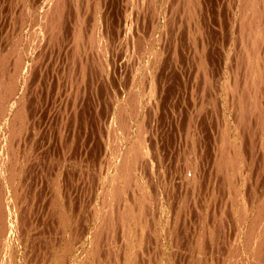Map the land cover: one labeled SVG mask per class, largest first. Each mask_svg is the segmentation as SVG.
<instances>
[{"label": "rangeland", "instance_id": "374dc122", "mask_svg": "<svg viewBox=\"0 0 264 264\" xmlns=\"http://www.w3.org/2000/svg\"><path fill=\"white\" fill-rule=\"evenodd\" d=\"M42 1L43 0H17V1L16 0H0V65H1L0 74L2 73L0 75V80H2L0 87L2 86V82H3V87L5 88L10 83V80L11 81L15 80L14 78L17 79L16 85L14 87L16 88L15 89L16 92H14L15 94L13 95L11 100L9 99L8 101V98H7L8 97L7 94L10 95L9 91L8 93L7 90H4V88L2 87L3 92L5 93V96H7L6 98L4 96V93L0 92V95L2 94L0 96V116H1L0 125L2 124L0 126V132L2 131L0 135H2L5 132L2 135V138L0 136V152L5 153V154L7 152H10L8 154V157H9L8 163L5 162L2 158H0L2 159L0 160L1 161L0 174L2 171V175H3V176L0 175V179L2 181V182L0 181V186L3 187V188H0V190H3L2 191L3 194H5V191H6V194H7V195L6 194L4 195V199H3L4 200L3 203L4 204L6 203L5 207L7 208L9 207V205H12L9 207V209L7 208L8 211L5 208L6 214L10 213L9 214L10 219L8 218V221L12 225V228L10 229L9 235H8L9 232H5L6 234L5 236L4 235L2 236L0 234L1 235L0 237H2V239L0 238V249H2L0 250V253L3 252L2 254H0V256L2 257V258L0 257V261H1L0 264H7V263L8 264L10 263L12 264H94V261H95V264H125V262L126 264H139V263L140 264L142 263L143 264H195L196 263L195 260L197 261L196 264H202V260H203V264H218V257H220V259L222 258L221 260H219L220 262L219 264H222V263L223 264H227V263L237 264L238 262L239 264H251V263L255 264V262L256 264H259V263L264 264V252L262 253L263 255L262 254L258 255L257 252L255 253V251H253L255 250L254 246H256V243H258L259 237L260 239L261 237L264 238V212H263L264 203H262V200L264 199V190L263 189L261 190V193H260L261 195L256 194V192L259 193L260 189L264 187V185L262 184L264 182V163H263L264 162V149H263L264 148V145H263L264 144V121L261 122V118L264 120V117H263L264 116V110H263L264 103H261V101L264 102V97H263L264 95V29H263L264 28V3L260 1L261 2L260 6L257 8L258 12L260 13L259 14L258 12L251 13V10H252L251 6H253L252 3H254V1L256 2L257 0H254V1L246 0L247 4H245V0L244 1L243 0H196V1H192V0H162V1L153 0V2L152 0H141L142 2L138 0L139 3H135V2H138L137 0H131V1L130 0H62L64 1V3L63 2L61 3V0H60L59 4L61 5L64 4L63 6L57 7L55 6V4L54 5L52 4L53 6H51V8L56 7L55 12L52 10L51 17L53 16L57 19V15H59L57 14L58 12L60 13L59 16L62 15L60 19L59 18L57 19V22H56L55 18L52 17L53 18L52 19L51 17L49 18L47 16V15H50L49 13L45 15L47 12L51 11L49 10V5H48L50 0H46V2H44L45 1L44 0L43 1L44 4L42 3ZM150 1L153 5L150 4ZM250 1H251V4H250ZM242 2L244 3L242 4ZM262 3L263 5H261ZM45 4H47V6ZM244 5L246 7H243ZM148 6H151V7H148ZM46 7H47V10H46ZM260 8L262 9L260 10ZM43 9H45L46 11ZM60 10H62V14ZM136 10H137V13H136ZM143 10L145 11L149 10V11L145 12ZM248 11H249L250 17H252V20H250L249 15H248L249 19H247L248 18L247 15H246L247 18L243 16L245 14H248ZM37 14L41 18L45 16L43 18L44 21L41 18H38L39 16ZM40 14H42V16ZM254 14L258 15L259 17ZM134 15L137 18L134 17ZM243 17L245 19H243ZM46 18H48L49 20L48 19L46 20ZM259 18L261 19L259 20ZM19 19L22 21V23ZM40 19L44 22V23L41 22L42 24H44V25H41L43 26L42 28L39 26L41 24ZM248 20L256 24V27H254L255 29L258 26L256 30H253L254 32L248 31L247 29L245 30L246 31L245 32L244 28H242L243 27L242 24L247 25ZM240 21L242 24L240 23ZM26 22H28V25L26 24ZM259 22H261L262 24ZM47 23H49L48 24L49 26L47 25ZM92 23L94 25H92ZM54 24L56 25L54 26ZM57 24H60L58 25L59 28ZM36 25L39 29L36 27ZM15 26L18 28L16 29ZM45 26L46 27L48 26L47 29H45ZM50 26L51 28L53 27L51 31H50ZM56 27L58 30L56 29ZM152 27H154L155 29ZM14 28L16 30V33L14 31ZM92 28L93 29L95 28V30L93 31ZM30 29H32L33 33L31 32ZM33 29H35L37 32L34 31ZM261 29L263 30H262V33L260 34ZM48 30L50 31L49 33H48ZM90 30L92 31L90 32ZM28 32L32 34L30 35V37L34 38L35 40L27 36V34L28 35L30 34ZM44 32L49 35V38L47 35L45 36ZM81 32H83L84 34H82ZM33 34H34V37H33ZM154 34H155V38H154ZM247 34L248 35L250 34L249 37ZM7 36L10 37V39ZM38 36L40 37L38 38ZM97 36L99 37V40L101 41V43H103V46H105V47L102 46L101 51L99 52L96 50V46L92 42L93 38L94 37L96 38ZM20 37L21 39L25 37L23 39L24 42L21 41ZM28 37H29V40H28ZM6 38H8V40ZM18 38L20 39L19 42H18ZM78 38H80L81 40L79 39L78 41ZM87 39H88V42H87ZM15 40L17 43H15ZM31 40H34L35 42L37 41V43H35L34 41L33 43ZM145 40L147 41V43H145ZM247 40L249 41L250 44H248ZM28 41L31 43H29ZM154 41H156L157 43ZM13 42L15 43L14 45H13ZM109 42H110V45H109ZM106 43L108 44L106 45ZM150 43H152V45H150ZM16 44H17L16 46L17 48L15 47ZM6 45L8 48L6 47ZM26 45H29V46H26ZM89 45L91 46L89 47ZM11 46H14L16 49L14 47L13 48L17 51H15ZM139 47L140 48L142 47V48L140 49ZM156 47L159 49L157 50ZM103 48L105 51L103 50ZM250 48H251V53L249 52ZM10 49L11 50L13 49V50L11 51ZM18 49L20 51V59L21 60L23 59L21 63L19 61L20 59L18 60L19 58ZM27 49L29 51V54H28V51H26ZM145 49L147 50L145 51ZM152 49H154L155 52ZM159 50H160V53H159ZM22 51L23 53H21ZM102 51H103V54H102ZM143 52L145 55L143 54ZM148 53L150 54L148 55ZM241 53L243 54L247 53V55L242 56ZM257 53H259L260 56H262V60H263V62L262 61L259 62V64L261 63L260 66L258 62L256 61ZM237 57L239 58V63L237 61L238 60ZM244 58L245 60L243 61ZM148 60L150 62H148ZM154 61L156 62L154 63ZM243 62H244V64H242L243 68L240 69L241 63ZM4 63L6 64L4 65ZM102 63L105 64L104 67ZM148 63H149V66H151L149 68L146 65ZM236 63H237V66L240 65L239 68L235 66ZM247 64H250V65H247ZM10 66H11V69L14 71L11 72ZM23 66L25 67L24 69H23ZM246 66L248 67L247 69H246ZM14 67H16L15 68L16 70L14 69ZM19 67L21 69H19ZM251 67L253 69L250 72L249 69H251ZM146 68H148L149 71ZM1 69H4V70H1ZM22 69H23V73H22ZM201 69L202 71H200ZM232 69H234V71H232ZM237 69H240V70H237ZM8 70H9V73H8ZM242 70L244 73L242 72ZM247 70L249 71L248 77L245 76L248 73ZM6 72L8 73V75ZM229 73L231 75H228ZM241 73H243V75ZM4 74L6 76L2 77V75L4 76ZM16 74H18L19 76L18 78ZM21 74L24 76L22 77ZM235 74L238 76L239 74L241 75L237 77ZM250 74H251V77H250ZM15 75L16 77H13ZM255 75L256 76L258 75L259 81L261 80V83H260L261 92H262L261 98L263 99H260V107L256 106L257 109L260 108V110H258L259 112L256 111L254 114V112L249 111L250 108H252L254 105L252 107L248 106L249 103H247V100L244 101L243 98L241 97V91H238V94H236L235 92L234 98H232V94L234 95L233 92H234V89H236L234 87L238 86L239 90L242 87L241 86L239 88V85H244L248 87L249 84L247 83L250 81L245 80V79L247 78L252 79L253 77H256ZM234 76H235V79H234ZM242 76H243V79L241 78ZM6 77L7 79H5ZM132 77L133 78L135 77L134 78L135 81L133 80ZM1 78H4L5 80ZM233 79L235 81L242 79V81L235 82V84L240 83V84L235 85L233 84L234 83ZM243 80L247 81L246 82L247 85L244 84ZM154 81H155L156 87L153 86ZM137 82L139 83V85L141 84L145 85V86H141V88L143 87L142 90L139 88ZM144 82L146 84H144ZM204 82H205V85H204ZM213 82H215V84H217L219 87H217ZM225 82H226V85H224ZM241 82L243 83L241 84ZM214 85L217 87L216 90H215ZM19 86L20 88H18ZM135 86L136 87L138 86V87L136 88ZM134 87H135V92L134 91L133 92L134 94L136 93L135 95L137 98L135 97V100L132 105L131 100H133L134 98V96L132 97L133 95L132 90L134 89ZM153 88L154 90H152ZM227 88L229 89L227 90ZM20 89L21 91H19ZM141 91L142 93L140 94ZM204 91L208 93L204 94ZM138 92L140 96H138L139 95ZM144 92L147 94V96ZM211 93L214 95L212 96ZM17 94H20L21 96ZM129 94H131L130 97H129ZM208 94L210 97L207 96ZM123 97L124 99L127 98V100L125 99L126 100L125 101ZM208 97L210 99H213L214 101L212 100L210 101ZM228 97L230 99H228ZM3 98L5 99L3 100ZM21 98L23 99V101ZM216 98L218 100H216ZM14 99H17V100H14ZM152 99H155V100H152ZM18 100L19 102L17 103ZM234 100H235V103L237 102V107L235 106L236 104L234 105L235 107L234 106L232 107V105L234 104V103L232 104V102ZM137 101L141 104L139 105L140 108L139 106L138 107L135 106V104H137ZM228 102L230 103V105ZM2 103H4V105ZM148 103L150 105L154 104V106L151 105L152 106L151 107ZM214 103L218 104V107H219L218 109L217 108L211 109V107H214ZM220 103L221 105H219ZM120 104H122V106ZM124 104H127V105H124ZM206 104L207 105L213 104V105H211L210 107L208 105V107L210 108L209 109L206 106ZM19 105L20 106L22 105L23 107L21 108ZM131 105L133 106L134 110L129 109V108L132 109ZM204 105L206 108L204 107ZM147 106L149 107L147 108ZM242 106H244V108ZM199 107H202L204 110L201 108L199 111ZM247 107H248V110L246 109ZM11 108H14V109H11ZM141 108L144 113L140 110ZM232 108L234 111H232ZM236 108H238L239 111ZM121 109H123V112L125 113H123ZM244 109L247 111H244ZM205 110L208 112H205ZM21 111H25V112H21ZM119 111L122 112V115H120L122 116L121 118L120 116H117L120 114ZM130 111H133L134 114H135V111H137L136 113H138L137 114L138 116L136 114L132 116L131 114L133 112H130ZM236 111L238 112L235 113ZM243 112L245 113L243 114ZM20 113L21 115H19ZM23 113L25 114L27 118L23 117L24 116L22 115ZM258 113L259 114L261 113L260 114L261 116ZM233 114L235 117L233 116ZM256 114H258L257 118H256ZM113 115H115V117L117 116L116 117L117 119L120 118V121L116 120V118H114ZM123 115H126V117L127 116L128 117L130 116V117L126 118ZM229 115L232 117H230ZM253 115L255 117H253L252 119L250 116H253ZM9 116L11 118H9ZM19 116L23 118L21 119ZM244 116L245 118H243ZM258 117H260V120H258ZM234 118L235 119L238 118V119L233 120ZM111 119H113L112 125L110 122ZM124 119H127V120H124ZM135 119L138 120L137 123ZM245 119L247 121L246 122L247 124L241 123V120L243 122ZM254 119L255 121H253ZM9 120H11V122ZM221 121H222V124L220 123ZM119 122L120 124H123V125L125 124V125L118 127V125H120ZM255 122L257 123L256 127H255L256 125ZM8 123H10V125H8ZM16 123L18 124V126ZM235 123H236V126H235ZM250 123L252 124L251 125L252 127L249 126ZM258 123H260L261 127L262 126L263 127L262 128L259 127L260 124ZM11 124L13 127L18 128L17 133H16L17 137H16L15 132L12 133L11 131H9L10 130L9 126H11ZM137 124L139 125L137 126ZM240 124H242V126L244 124L245 127L243 130L246 129L245 131L241 129L242 127H239ZM218 125H220V127ZM6 126L7 128H4ZM258 127H259V130H258L259 133L256 132ZM114 128L116 129V132H114L115 131ZM127 128L128 129L132 128V130L130 129L127 130ZM140 128L146 129V131L143 130L144 132H142ZM239 128L240 130H242L240 133L239 131H237L239 130ZM2 129L3 130L7 129V130L3 131ZM8 131L10 132V134L8 133ZM134 131L135 133L137 131L138 132L134 134ZM123 132H125V134L127 135L123 134ZM142 133L144 134V137ZM256 133L260 135L258 136ZM111 134H113V136ZM118 134H121V135H118ZM138 134L141 135L142 137H139ZM225 135H226V139L223 140V138H225ZM227 135H230L229 138ZM110 136L114 137L113 139L115 140L110 138ZM116 136H118L119 139H117ZM2 140H4L6 145L4 142L2 143ZM116 140L117 142L120 140L118 142L119 145L118 144L116 145ZM133 140L136 142H134ZM132 142H134L133 144L136 143L135 145L136 147L132 146L133 145ZM235 144L236 146H234ZM114 145H116L119 150L117 148H114L116 147ZM138 145L143 148L141 149L143 150L145 154L141 152L142 150H140ZM8 146H9L10 151H8L9 149H7ZM217 146H218V149H217ZM224 146L225 148H223ZM127 147L128 148L131 147V148L127 149ZM146 147L148 149H146L145 151ZM241 147L243 149H241ZM232 150H236V152L234 151L236 154ZM14 152L16 154L18 153L17 155L15 154L17 157L13 155ZM188 152L191 153V155ZM114 153L115 155L117 154V156H115ZM118 153H119V156L123 159H125L126 157L128 160V158L130 157L129 160L127 161V160L121 159L118 156ZM243 153H245L246 155ZM137 154H139V158ZM216 155H217V158L219 159H216ZM222 155L224 156L223 158H222ZM135 156L138 158V160L135 158ZM238 156L239 157L241 156V158L243 159L240 161L241 158H239ZM109 158L111 159L109 160ZM118 158L121 160H119ZM116 159L118 160V162L114 163ZM132 159H134V161ZM220 159L221 161L222 160L223 161L221 162ZM13 160L14 161L16 160V162H14ZM135 160H137V162ZM243 160H245L246 162H244ZM3 161L5 162V164ZM119 161L121 162L120 165L118 164ZM122 161H125V162H122ZM108 162L110 164H108ZM128 162H130L131 165ZM226 162H229L228 166L226 165L228 164ZM15 163L17 164V167ZM112 163L114 164V167ZM221 163L223 166L221 167L222 172H220L221 170L219 167ZM8 164H10V166ZM18 164L20 165V167ZM124 164L126 165L124 166ZM250 164H251V167H250ZM110 165L112 166L110 167ZM132 165L134 167H131ZM234 165H235V168H233ZM118 166L120 167L118 168ZM126 166H128V168ZM240 166H241V169H239ZM11 167L13 168L12 169L13 171L11 170ZM16 168L17 170H15ZM122 168L124 169V172ZM227 168H229L228 171L226 170ZM242 168H243V171H242ZM234 169L236 171L235 173L233 172ZM128 170H130L129 173H128ZM9 171L11 174L9 173ZM12 172L14 173L17 172L19 174L17 173L14 174ZM125 172H127V174ZM130 172H133V174ZM124 173L126 175L132 174L135 176L131 175L128 178V176H125ZM118 174H121V175L119 176ZM232 174L233 175L236 174L234 178L236 177L237 178L234 179ZM114 175H116L115 180H113V178H115ZM118 176H119V179L117 178ZM137 176L139 178H137ZM223 176L224 178H222ZM8 177H10L9 179H13L12 180L13 183L11 182V180H10V183H8L9 181V179H7ZM124 177L125 179H123ZM2 178L4 179V181L6 179V181L3 182ZM110 179H112V182ZM126 179H128V182L131 185L130 188L128 187L126 188L124 186V184L126 183V181L124 180ZM223 179H225L224 182L222 181ZM237 179L239 180L238 182H237ZM250 179H252V182H250ZM138 180L140 181L139 183H138ZM131 181L132 183H135L136 181V183L131 184ZM233 181H235V183H233ZM116 182L118 184H115V186H113L114 185L113 183H116ZM221 182L224 184L226 183V185L224 186L223 184H221ZM3 183H5L6 185ZM137 183L139 185L138 188H137L138 186ZM229 183L231 184V186ZM121 184L125 188H123ZM217 184H221V186ZM3 185L5 186L6 189L8 187L9 189L6 190ZM110 185H112V187ZM125 185L127 186L129 184L127 183ZM103 186L104 188L105 187L106 188L105 189L102 188ZM218 186L219 188L224 187L225 189L222 188V191H221V189H219ZM229 186L232 187L231 188L232 192L229 189L230 188ZM114 187H116V189L118 187L117 192L119 191L120 193L119 192L117 193ZM134 187H136L135 190L137 192H135V190L133 189ZM208 187L210 188L208 189ZM214 187H215L214 191L216 192L213 191ZM243 187H245V189ZM226 189L227 191H223ZM103 190H105V192ZM140 190H141V193H140ZM7 191L8 192L12 191V192H9L8 194ZM124 191H127V192H124ZM143 191L144 192L146 191L145 193L148 196L149 195L150 196L148 197L146 194L143 193ZM220 191H221V194L219 196H216L218 195V193H220ZM223 192H225V195L221 197V195L224 194ZM121 193H123V195ZM213 193H215V195ZM245 194H248V195H245ZM93 195H94V198H93ZM117 195L120 198V201H122V203L120 204L117 203V201L119 202ZM130 195H131V199H128V196L130 198ZM145 195L151 201L148 200V198ZM144 196L147 198V199L145 198L147 200L146 204L150 202L148 205L143 204L145 203ZM245 196H248V198ZM125 197H127L128 200H126ZM261 197L262 199L260 200ZM255 198L256 200H259L258 201L259 205L256 200L254 202L253 199ZM104 199L106 202L104 201L103 203L102 201ZM113 199L116 200L117 206L119 204V206L116 208H115L116 204L111 202ZM248 199L249 201H245ZM115 200L113 201L115 202ZM130 200L132 201V203H130L131 202ZM137 200H139L138 201L139 204L137 203ZM11 201H12V204H11ZM214 201L216 202V204H213L215 203ZM237 201H240V204L237 203ZM107 202H109L111 206ZM182 202H185V203H182ZM224 202H227L229 204L227 203L225 204ZM242 202H243V206H242ZM248 202H250V205ZM101 203H103V206L101 205ZM126 203H127V208H126ZM128 204L129 206L131 204V207H129ZM208 204L209 206H211L210 208L212 209V211L210 208H208ZM218 204L220 205L222 204V206H219ZM182 205L184 206L182 207ZM225 205L228 211L225 210L226 209ZM262 205H263V211L261 209ZM133 206L136 207V209H134ZM256 206H257V209L255 208ZM104 207H107V208H104ZM112 207L115 208L114 212H113ZM143 207L144 208L146 207L145 208V212H147L146 214L143 213L144 211H142L144 210ZM119 208L120 210H118ZM131 208L133 212L131 211ZM234 208L236 209V211H237V208H239L238 213H240L242 218H239L238 216L239 219L237 220V217L235 216H237L238 214ZM99 209L101 210L99 211ZM106 209H110L111 212L109 210L107 212ZM247 209L248 211H246ZM11 210L13 212H9ZM124 210L125 211L129 210L128 211L129 213L131 211L130 214L133 213L135 216L133 214L130 215L128 212L126 213ZM215 210L217 214L214 213ZM249 210L251 213L249 212ZM257 210L260 211V214L259 212H257L260 217L254 216L253 217L255 221L254 222L252 215H254V213H256ZM194 211L195 212L197 211V212L195 213ZM115 212H117V215L124 213L120 215L122 219L120 218V216H119V219H118V216H116L117 218L115 219L114 218L116 215ZM235 212L237 215L235 214ZM219 213H220V216H219ZM225 213L227 214V216H225L226 215ZM257 213L255 215H258ZM99 214L101 216H98ZM108 214L111 218L107 217ZM103 215L105 218L103 217ZM124 215L127 218L125 217L123 219ZM141 215L143 216L142 219H141ZM150 215L151 216L153 215V216L149 217ZM206 215H208L209 217ZM11 216L13 217L11 218ZM230 216L231 218H229ZM97 217H98V220H97ZM128 217L130 219H128ZM135 217L139 219H136ZM261 217L262 219L260 222L259 220ZM143 218L145 219L143 220ZM221 218H223L224 221L227 222V224L225 223L223 224L225 226L227 225L226 226L227 228L225 227L224 229H222L223 228L222 224L214 228V226H216V223H215L216 221L218 222V224H219V221L220 223H223V220ZM99 219L100 221H102L101 224L102 225L104 224L105 227L100 225ZM114 219L116 221H114ZM125 219H127V221ZM133 219L135 220V222L139 220L140 223L139 222L135 223ZM208 219L210 220L208 221ZM228 219H230V222H228ZM256 219H258L259 223L263 222L262 227H261L263 229L262 230L263 234L257 233L256 232L257 230H256L255 231V234L257 235L256 239H254L252 244H250L247 241V236L252 232L251 230H253V228L255 229V227L256 228L258 227L256 224V221H257ZM122 220L126 222L125 223L126 225H124L125 227L122 225L124 224ZM200 220L201 222L203 220L205 224H203V222L201 223ZM108 221H111V222H108ZM119 221L122 224L119 223ZM153 221L156 223H154ZM210 221H212L211 225H209ZM231 221H234L235 223ZM141 222L144 226L141 225ZM251 222L255 227L251 224ZM18 223L20 224V226ZM97 223H99V225ZM110 223L112 226H110ZM228 223L229 224L231 223V225L233 223L234 226H230L228 225ZM237 223L238 224L240 223V224L238 225ZM106 224L107 225L109 224V225L107 226ZM201 224L203 225V227L207 225L206 227L207 229L202 228ZM248 224L252 225V227L249 226ZM120 225L121 227H123V229L120 228ZM137 225L140 227L143 226L142 227L143 230H141L140 227H138ZM221 225H222V228H220ZM134 226L136 229L134 228ZM51 227L53 229H51ZM103 227L104 228L107 227L108 229L103 230ZM233 227L235 228V230ZM99 228L100 230L102 228L101 230L102 232L101 231L96 232L97 236L93 238L95 236L94 231L97 229L99 230ZM144 228L145 229L147 228L146 231H144L145 230ZM199 228L200 229L202 228V229L200 230ZM231 228H233V230L235 231L232 235H230L233 232ZM136 230H137V233L135 232V235H134L133 231H136ZM212 230L214 231L212 232ZM92 231H93V234H92ZM123 231L125 232L124 234L127 233L126 234L127 238L125 235L122 236ZM203 231H205L206 234ZM128 232L131 233V235H129ZM202 232L206 235V238H205V235L202 234ZM105 233L106 235H104ZM142 233H144L145 235H143ZM221 233H223L222 238L219 237ZM217 234H219V236H216ZM239 234L240 236H238ZM99 235H101L100 236L101 238L98 237ZM128 235L132 237L128 238ZM244 235L246 237H244ZM96 238L97 240L100 238L101 241L99 240L97 241ZM204 238L208 239V241L205 240ZM219 238L221 240H219ZM224 238H227L228 242H227V239H224ZM137 239H140L141 241L140 240L137 241ZM197 239L199 243L201 244V245L199 244L201 249H197L198 248ZM229 239L231 241H229ZM224 240H225V243H224ZM2 241L6 243H3ZM92 241H94L93 244L91 243ZM204 241H205L204 243L205 246L210 245L209 248L208 246L204 247L203 245ZM96 242H99V244ZM125 242L127 243V245ZM206 242H209V243H206ZM237 242H239V244ZM243 242L245 244H243ZM2 243L3 245H1ZM40 244L44 248L41 247ZM4 245L5 247L3 248ZM130 247L132 251H130L129 249ZM218 248L221 250H219ZM92 249H94V251ZM205 249H209V250H205ZM230 249H231V252H230ZM95 250H97V253L95 252ZM248 250L251 252L249 253ZM111 251L112 253H110ZM221 251H223V253H221ZM240 251H242L244 254ZM196 252H199L200 255L197 254ZM221 254L223 255V257L221 256ZM196 256L198 257L196 258ZM254 256L255 257L257 256L258 258L257 257L255 258ZM260 256H262V258H260ZM199 257H201L202 260ZM253 257L257 260L255 259L252 260ZM99 259L101 260V262ZM258 260L260 261L262 260V261L259 262Z\"/></svg>", "mask_w": 264, "mask_h": 264}, {"label": "bare ground", "instance_id": "6f19581e", "mask_svg": "<svg viewBox=\"0 0 264 264\" xmlns=\"http://www.w3.org/2000/svg\"><path fill=\"white\" fill-rule=\"evenodd\" d=\"M16 1H17V0H16ZM43 1H44V0H43ZM43 1H42V3H43ZM130 1H131V0H130ZM137 1H138V0H137ZM161 1H162V0H161ZM192 1H196V0H192ZM192 1H191V2H192ZM243 1H244V0H243ZM253 1H254V0H253ZM258 1H259V2H258ZM260 1L264 3V0H257L256 2L254 1V3H252V5H253V6H251V7H252V10L250 9V10H251V13H257V12H258V9H257V8L260 6V3H261ZM44 2H46V0H45ZM59 2H60V0H50V2L48 3V5H49V10H51V11H50V12H47L45 15H47V14L49 13L50 15H47V16H48L49 18L51 17V15H52V10L55 12V8H56V7H55V8H51V6H53L54 4H55V6H57V7H58V6H63V5H64V4H63V5L59 4ZM62 2L64 3V1L61 0V3H62ZM140 2H142V1L140 0ZM152 2H153V0H152ZM155 2H156V1H155ZM247 2H248V1H247ZM135 3H139V1H138V2H135ZM143 3H144V2H143ZM146 3H147V2H146ZM167 3H168V2H167ZM169 3H170V2H169ZM243 3H244V2H242V4H243ZM263 3H262L261 5H263ZM43 4H44V3H43ZM52 4H53V5H52ZM66 4H67V3H66ZM141 4H142V3H141ZM150 4H152L151 1H150ZM194 4H195V3H194ZM194 4H193V5H194ZM245 4H247V3H246V0H245ZM250 4H251V1H250ZM250 4H249V5H250ZM33 5H34V4H33ZM41 5H42V4H41ZM41 5H40V6H41ZM45 5L47 6V4H45ZM68 5H69V4H68ZM131 5H132V4H131ZM143 5H144V4H143ZM148 5H149V4H148ZM152 5H153V4H152ZM177 5H178V4H177ZM40 6H39V7H40ZM84 6H85V5H84ZM146 6H147V5H146ZM146 6H145V7H146ZM196 6H197V5H196ZM16 7H17V6H16ZM39 7H38V8H39ZM148 7H151V6H148ZM148 7H147V8H148ZM155 7H156V6H155ZM168 7H169V6H168ZM175 7H176V6H175ZM243 7H246V6L244 5ZM249 7H250V6H249ZM249 7H248V9H249ZM41 8H42V7H41ZM41 8H40V9H41ZM44 8H45V7H44ZM64 8H65V7H64ZM131 8H132V7H131ZM140 8H141V7H140ZM171 8H173V7H171ZM167 9H168V8H167ZM261 9H262V8H260V10H261ZM38 10H39V9H38ZM43 10H45V9H43ZM46 10H47V7H46ZM46 10H45V11H46ZM57 10H58V9H57ZM97 10H98V9H97ZM131 10H132V9H131ZM141 10H142V9H141ZM151 10H153V9H151ZM173 10H174V9H173ZM192 10H193V9H192ZM32 11H33V10H32ZM41 11H42V10H41ZM45 11H44V13H45ZM60 11H61V14H62V10H60ZM143 11H145V10H143ZM146 11H149V10H146ZM146 11H145V12H146ZM242 11H244V10H242ZM22 12H23V11H22ZM81 12H82V11H81ZM121 12H122V11H121ZM133 12H134V11H133ZM141 12H142V11H141ZM157 12H158V10H157ZM237 12H238V11H237ZM38 13H39V11H38ZM136 13H137V10H136ZM154 13H155V12H154ZM246 13H247V12H246ZM258 13H259V12H258ZM261 13H262V12H261ZM42 14H43V13H42ZM42 14H40V15L42 16ZM54 14H55V13H54ZM57 14L60 15L59 12H58ZM237 14H238V13H237ZM237 14H236V15H237ZM243 14H244V13H243ZM243 14H242V15H243ZM259 14H260V13H259ZM32 15H33V14H32ZM37 15H38V14H37ZM43 15H44V14H43ZM59 15H57V19H58V18L60 19V17L62 16V15H61V16H59ZM138 15H139V14H138ZM151 15H152V14H151ZM186 15H187V14H186ZM246 15H247V17H248V15H249V11H248V14H245V15H243V16L246 17ZM254 15H256V14H254ZM261 15H262V14H261ZM38 16H39V15H38ZM47 16H46V17H47ZM58 16H59V17H58ZM152 16H153V15H152ZM157 16H158V14H157ZM256 16H258V15H256ZM44 17H45V16H43V18H44ZM52 17H53V16H52ZM52 17H51V18H52ZM134 17H136V16L134 15ZM145 17H146V16H145ZM244 17H243V19H245ZM247 17H246V18H247ZM249 17H250V15H249ZM249 17H248L247 19H249ZM258 17H259V16H258ZM27 18H28V17H27ZM38 18H41V17L39 16ZM43 18H41V19L43 20ZM53 18H55V17H53ZM53 18H52V19H53ZM136 18H137V17H136ZM136 18H135V19H136ZM238 18H239V17H238ZM256 18H257V17H256ZM41 19H40V20H41ZM47 19H48V18H46V20H47ZM55 19H56V18H55ZM57 19H56V22H57ZM81 19H82V18H81ZM236 19H237V18H236ZM254 19H255V17H254ZM254 19H253V20H254ZM260 19H261V18H259V20H260ZM15 20H16V19H15ZM19 20H20V19H19ZM38 20H39V19H38ZM42 20L40 21V23H41V22L44 23V22H43L44 20H43V21H42ZM48 20H49V19H48ZM166 20H167V19H166ZM190 20H191V19H190ZM232 20H233V19H232ZM250 20H252V17H250ZM250 20H248L247 25H243V24L241 23V21H240V23H241L242 26H243L242 28H244V31L247 29L248 31H251V32H252L253 30H256V29L258 28V26H257V28L255 29L254 27H256V24H254V23H253L252 21H250ZM259 20H258V21H259ZM20 21H21V20H20ZM27 21H28V20H27ZM32 21H33V19H32ZM169 21H170V20H169ZM173 21H174V20H173ZM261 21H262V20H261ZM5 22H6V21H5ZM38 22H39V21H38ZM52 22H53V20H52ZM52 22H50V23H52ZM59 22H60V21H59ZM72 22H73V20H72ZM94 22H95V21H94ZM96 22H97V21H96ZM236 22H237V20H236ZM254 22H255V21H254ZM21 23H22V21H21ZM31 23H32V22H31ZM34 23H35V21H34ZM42 23L39 25L41 28L43 27V26H41V25H44V24H42ZM125 23H126V22H125ZM259 23H261V22H259ZM14 24H15V23H14ZM23 24H24V22H23ZM26 24L28 25V22H26ZM48 24H49V23H47V25H48ZM63 24H64V23H63ZM65 24H66V23H65ZM75 24H76V23H75ZM77 24H78V23H77ZM261 24H262V23H261ZM9 25H10V24H9ZM12 25H13V24H12ZM17 25H18V24H17ZM30 25H31V24H30ZM55 25H56V24H54V26H55ZM58 25H60V24H57V26H58ZM81 25H82V24H81ZM92 25H94V24L92 23ZM140 25H141V24H140ZM235 25H236V24H235ZM20 26H21V25H20ZM33 26H34V25H33ZM48 26H49V25H48ZM48 26H47V27H48ZM73 26H74V25H73ZM131 26H132V25H131ZM174 26H175V25H174ZM179 26H180V25H179ZM15 27H16V26H15ZM28 27H29V26H28ZM36 27H37V25H36ZM47 27L45 26V29H47ZM77 27H78V26H77ZM120 27H121V26H120ZM9 28H10V26H9ZM17 28H18V27H16V29H17ZM31 28H33V27H31ZM34 28H35V27H34ZM37 28H38V27H37ZM41 28H40V29H41ZM52 28H53V27H52ZM52 28H51V26H50V31H51ZM54 28H55V27H54ZM58 28H59V26H58ZM63 28H64V27H63ZM74 28H75V27H74ZM87 28H88V27H87ZM152 28H154V27H152ZM172 28H173V27H172ZM200 28H201V27H200ZM236 28H237V27H236ZM262 28H263V27H262ZM22 29H23V28H22ZM38 29H39V28H38ZM43 29H44V28H43ZM45 29H44V30H45ZM56 29H57V27H56ZM56 29H55V30H56ZM68 29H69V28H68ZM125 29H126V28H125ZM154 29H155V28H154ZM263 29H264V28H263ZM263 29L260 30V31H261L260 34L262 33V30H263ZM25 30H26V29H25ZM30 30H31V32H32V29H30ZM33 30L36 31L35 29H33ZM44 30H43V31H44ZM57 30H58V29H57ZM73 30H74V29H73ZM92 30L94 31L95 28H94V29L92 28ZM92 30H90V32H91ZM1 31H2V30H1ZM14 31H15V33H16L15 28H14ZM27 31H28V30H27ZM39 31H40V30H39ZM50 31L48 30V33H49ZM97 31H98V30H97ZM152 31H154V30H152ZM240 31H241V30H240ZM19 32H21V31H19ZM36 32H37V31H36ZM55 32H57V31H55ZM79 32H80V31H79ZM79 32H78V33H79ZM84 32H86V31H84ZM103 32H104V31H103ZM155 32H156V31H155ZM162 32H163V31H162ZM245 32H246V31H245ZM251 32H250V33H251ZM253 32H254V31H253ZM257 32H259V31H257ZM28 33H30V32H28ZM32 33H33V32H32ZM39 33H41V32H39ZM63 33H64V32H63ZM81 33L84 34L83 32H81ZM94 33H95V32H94ZM94 33H93V34H94ZM131 33H132V32H131ZM248 33H249V32H248ZM36 34H37V33H36ZM44 34H45V36L47 35L48 38H49V35H48L47 33L44 32ZM55 34H56V33H55ZM64 34H65V33H64ZM93 34H92V35H93ZM109 34H110V33H109ZM144 34H145V33H144ZM149 34H151V33H149ZM243 34H245V33H243ZM9 35H10V33H9ZM14 35H15V34H14ZM14 35H13V36H14ZM16 35H17V34H16ZM30 35H32V34H31V33H30L29 35L27 34V36H29V37H30ZM56 35H57V34H56ZM79 35H80V34H79ZM79 35H78V36H79ZM140 35H141V34H140ZM240 35H241V34H240ZM247 35H248V34H247ZM249 35H250V34H249ZM249 35H248V37H249ZM18 36H19V35H18ZM24 36H26V35H24ZM52 36H53V34H52ZM54 36H55V35H54ZM99 36H100V35H99ZM103 36H104V35H103ZM158 36H159V35H158ZM244 36H245V35H244ZM260 36H261V35H260ZM7 37H8V36H7ZM16 37H17V36H16ZM29 37H28V40H29ZM33 37H34V34H33ZM39 37H40V36H38V38H39ZM74 37H75V36H74ZM80 37H81V36H80ZM84 37H85V35H84ZM84 37H83V38H84ZM119 37H120V36H119ZM137 37H139V36H137ZM8 38L10 39V37H8ZM8 38H6V39L8 40ZM24 38H25V37H24ZM24 38H23V39H24ZM30 38H31V39H34V38H32V37H30ZM38 38H37V39H38ZM52 38H53V37H52ZM58 38H59V37H58ZM91 38H93V37H91ZM123 38H124V37H123ZM140 38H141V37H140ZM149 38H150V37H149ZM154 38H155V34H154ZM154 38H153V39H154ZM196 38H197V37H196ZM213 38H214V37H213ZM20 39H21V37H20ZM20 39L18 38V42H19ZM23 39H21V41L24 42ZM72 39H74V38H72ZM79 39H80V38H78V41H79ZM136 39H137V38H136ZM245 39H246V38H245ZM34 40H35V39H34ZM34 40H31V41L33 42ZM80 40H81V39H80ZM104 40H105V38H104ZM155 40H156V39H155ZM179 40H180V39H179ZM182 40H183V39H182ZM258 40H259V38H258ZM59 41H60V40H59ZM11 42H12V41H11ZM11 42H10V44H11ZM28 42H29V41H28ZM28 42H27V43H28ZM34 42H35V41H34ZM34 42H33V43H34ZM40 42H41V41H40ZM82 42H83V41H82ZM87 42H88V39H87ZM92 42H93L94 45L96 46V50H97L98 52L101 51V48H102V46H103V43H101V41L99 40V37H98V36H97L96 38L94 37L93 40H92ZM140 42H141V41H140ZM154 42H156V41H154ZM166 42H167V41H166ZM247 42H248V44H250L248 40H247ZM257 42H258V41H257ZM15 43H17L16 40H15ZM15 43L13 42V45H14ZM29 43H31V42H29ZM35 43H37V41H36ZM145 43H147L146 40H145ZM156 43H157V42H156ZM210 43H211V42H210ZM239 43H240V42H239ZM20 44H21V43H20ZM72 44H73V43H72ZM107 44H108V43H106V45H107ZM141 44H142V43H141ZM199 44H200V42H199ZM257 44H258V43H257ZM23 45H24V44H23ZM23 45H21V46H23ZM36 45H37V44H36ZM109 45H110V42H109ZM150 45H152V43H150ZM150 45H148V46H150ZM210 45H211V44H210ZM240 45H241V44H240ZM244 45H245V44H244ZM246 45H247V44H246ZM258 45H259V44H258ZM16 46H17V44L15 45V47H16ZM26 46H29V45H26ZM59 46H60V45H59ZM90 46H91V45H89V47H90ZM133 46H134V45H133ZM139 46H141V45H139ZM4 47H5V46H4ZM6 47H7V45H6ZM11 47L13 48L14 46H11ZM15 47H14V48H15ZM69 47H70V46H69ZM92 47H93V45H92ZM103 47H105V46H103ZM137 47H138V46H137ZM144 47H145V46H144ZM157 47H159V46H157ZM157 47H156V48H157ZM249 47H250V45H249ZM7 48H8V47H7ZM14 48H13V49H14ZM16 48H17V47H16ZM16 48H15V49H16ZM55 48H56V47H55ZM75 48H76V47H75ZM139 48H140V47H139ZM141 48H142V47H141ZM141 48H140V49H141ZM208 48H209V47H208ZM236 48H237V47H236ZM261 48H262V47H261ZM5 49H6V48H5ZM13 49H12V50H13ZM15 49H14V50H15ZM30 49H31V48H30ZM90 49H92V48H90ZM94 49H95V48H94ZM118 49H119V48H118ZM158 49H159V48H157V50H158ZM244 49H245V48H244ZM10 50H11V49H10ZM12 50H11V51H12ZM103 50H104V48H103ZM108 50H109V49H108ZM146 50H147V49H145V51H146ZM152 50L154 51V49H152ZM254 50H255V49H254ZM8 51H9V50H8ZM15 51H17V50H15ZM18 51H19V49H18ZM26 51H28V49H27ZM31 51H32V50H31ZM47 51H48V50H47ZM77 51H78V50H77ZM104 51H105V50H104ZM75 52H76V50H75ZM154 52H155V51H154ZM249 52L251 53V48H250V51H249ZM253 52H254V51H253ZM2 53H4V52H2ZM15 53H16V52H15ZM15 53H14V54H15ZM21 53H23V51H22ZM25 53H26V52H25ZM150 53H151V52H150ZM150 53H148V55H149ZM159 53H160V50H159ZM183 53H184V52H183ZM238 53H239V51H238ZM243 53H244V52H243ZM243 53H241L242 56H243V55H247V53H246V54H243ZM254 53H255V52H254ZM11 54H12V52H11ZM14 54H13V55H14ZM18 54H19V55H18V56H19L18 60H19V59H20V51L18 52ZM28 54H29V51H28ZM92 54H93V53H92ZM102 54H103V51H102ZM143 54H144V52H143ZM248 54H249V53H248ZM2 55H3V54H2ZM2 55H1V56H2ZM16 55H17V54H16ZM74 55H75V54H74ZM108 55H109V54H108ZM139 55H140V54H139ZM144 55H145V54H144ZM165 55H166V54H165ZM193 55H194V54H193ZM241 55H240V57H241ZM250 55H251V54H250ZM24 56H25V55H24ZM37 56H38V55H37ZM80 56H81V55H80ZM140 56H141V55H140ZM151 56H152V55H151ZM253 56H254V54H253ZM5 57H6V55H5ZM10 57H11V56H10ZM12 57H13V56H12ZM14 57H16V56H14ZM30 57H31V56H30ZM32 57H33V56H32ZM75 57H76V56H75ZM146 57H147V56H146ZM148 57H149V56H148ZM155 57H156V56H155ZM232 57H233V56H232ZM232 57H231V58H232ZM3 58H4V57H3ZM22 58H23V57H22ZM67 58H68V57H67ZM137 58H138V57H137ZM151 58H152V57H151ZM237 58H238V57H237ZM245 58H246V57H245ZM245 58L243 59V61L245 60ZM252 58H253V57H252ZM139 59H140V58H139ZM144 59H145V58H144ZM147 59H148V58H147ZM149 59H150V58H149ZM174 59H175V58H174ZM240 59H242V58H240ZM247 59H248V58H247ZM253 59H254V58H253ZM14 60H15V58H14ZM22 60H23V59H22ZM22 60H21V59L19 60L20 63H21ZM25 60H26V59H25ZM25 60H24V61H25ZM103 60H104V58H103ZM153 60H154V59H153ZM180 60H181V59H180ZM193 60H194V59H193ZM228 60H229V59H228ZM47 61H48V60H47ZM229 61H230V60H229ZM231 61H232V60H231ZM235 61H236V59H235ZM237 61H238V63H239V58H238ZM248 61H249V60H248ZM256 61L258 62V64H259L260 61L263 62V60H262V56H260L259 53H257ZM1 62H2V61H1ZM15 62H16V61H15ZM15 62H14V63H15ZM36 62H37V61H36ZM101 62H102V61H101ZM103 62H105V61H103ZM138 62H139V61H138ZM145 62H146V61H145ZM148 62H150V61L148 60ZM152 62H153V61H152ZM155 62H156V61H154V63H155ZM17 63H18V62H17ZM90 63H91V62H90ZM228 63H230V62H228ZM5 64H6V63H4V65H5ZM8 64H9V63H8ZM12 64H13V63H12ZM12 64H11V65H12ZM15 64H16V63H15ZM15 64H14V66H15ZM18 64H19V63H18ZM25 64H26V63H25ZM102 64H103V63H102ZM141 64H142V62H141ZM151 64H152V63H151ZM151 64H150V65H151ZM226 64H227V63H226ZM233 64H234V63H233ZM242 64H244V62L241 63V66L238 64V65L240 66V69L243 68V67H242ZM260 64H261V63H260ZM260 64H259V66H260ZM19 65H20V64H19ZM45 65H46V64H45ZM56 65H57V64H56ZM138 65H139V64H138ZM146 65L148 66V68L151 67V66H149V63L146 64ZM247 65H250V64H247ZM0 66H1V65H0ZM16 66H17V65H16ZM29 66H30V65H29ZM104 66H105V64H103V67H104ZM230 66H231V65H230ZM235 66L239 68V66H237V63H236ZM251 66H252V65H251ZM233 67H234V66H233ZM5 68H6V67H5ZM15 68H16V67H14V69H15ZM24 68H25V67L23 66V69H24ZM83 68H84V67H83ZM89 68H90V67H89ZM106 68H107V66H106ZM148 68H146V69H148ZM247 68H248V67L246 66V69H247ZM255 68H256V67H255ZM8 69H9V68H8ZM10 69H11V66H10ZM19 69H21V68L19 67ZM19 69H17V70H19ZM23 69H22V73H23ZM146 69H145V70H146ZM225 69H226V68H225ZM227 69H228V68H227ZM229 69H230V68H229ZM240 69H237V70H240ZM252 69H253L252 67H251V69H249L250 72H251ZM1 70H4V69H1ZM15 70H16V69H15ZM27 70H28V69H27ZM30 70H31V69H30ZM34 70H35V69H34ZM237 70H236V71H237ZM5 71H6V70H5ZM12 71H14V70L11 69V72H12ZM139 71H140V70H139ZM148 71H149V69H148ZM150 71H151V70H150ZM200 71H202V69H201ZM232 71H234V69H232ZM247 71H248V70H247ZM28 72H30V71H28ZM32 72H33V71H32ZM101 72H102V71H101ZM101 72H100V73H101ZM242 72H243V70H242ZM6 73H7V72H6ZM8 73H9V70H8ZM8 73H7V75H8ZM16 73H17V72H16ZM112 73H113V72H112ZM144 73H146V72H144ZM231 73H232V72H231ZM243 73H244V72H243ZM243 73H241V74L243 75ZM246 73H247V72H246ZM1 74H2V73H1ZM1 74H0V75H1ZM11 74H12V73H11ZM29 74H30V73H29ZM95 74H96V73H95ZM142 74H143V73H142ZM219 74H220V72H219ZM233 74H234V73H233ZM241 74H239V76H240ZM251 74H252V73H251ZM251 74H250V77H251ZM16 75H17V78H18V77H19L18 74H16ZM16 75L13 76V77H16ZM21 75H22V74H21ZM30 75H31V74H30ZM146 75H147V74H146ZM146 75H145V76H146ZM179 75H180V74H179ZM205 75H206V74H205ZM214 75H215V74H214ZM228 75H231V74L229 73ZM235 75H236V74H235ZM5 76H6L5 74H4V76L2 75V77H5ZM23 76H24V75H22V77H23ZM26 76H27V74H26ZM134 76H135V75H134ZM158 76H159V74H158ZM236 76L239 77L238 75H236ZM245 76H247V77L249 76V71H248V73H247ZM255 76H256V75H255ZM13 77H12V78H13ZM30 77H31V76H30ZM43 77H44V76H43ZM143 77H144V76H143ZM132 78H133V77H132ZM134 78H135V77H134ZM134 78H133V80H134ZM149 78H151V77H149ZM229 78H230V77H229ZM241 78L243 79V76H242ZM245 78H246V77H245ZM1 79L5 80V79H7V77H6L5 79H4V78H1ZM8 79H9V78H8ZM14 79H15V80H12V81L10 80V83H9L8 85L6 84L7 86H6L5 88L3 87V82H2V86L0 87V90H2V91H0L1 93L3 92L2 87L4 88V90H7V92H8V91L10 92V93L8 92L10 95L7 94L8 97L5 96V93L3 92L5 98H6V97L8 98V101H9V99L11 100V98H12L13 95L15 94L14 92H16V91H15L16 88H14V87H15V85H16V80H17V79H16V78H14ZM19 79H20V78H19ZM29 79H30V78H29ZM136 79H137V78H136ZM205 79H206V78H205ZM221 79H222V78H221ZM230 79H231V78H230ZM234 79H235V76H234ZM234 79H233V80H234ZM237 79H238V78H237ZM237 79H236V80H237ZM242 79H239L238 81H235V80H234V83H233V82H232V83L235 84V82L242 81ZM26 80H28V79H26ZM40 80H41V79H40ZM54 80H55V79H54ZM97 80H98V79H97ZM144 80H145V79H144ZM146 80H147V79H146ZM148 80H149V79H148ZM151 80H153V79H151ZM154 80H155V79H154ZM233 80H232V81H233ZM245 80H249V81H250V82L247 83V84H249V85H248L249 88L246 87V86H244V85H239V88L242 86V87L240 88V90H239V89H238V86H237V87H234V86H233V87L236 88V89H234V92H233L234 95L232 94V98H234V96H235V92H236V94H238V91H241V97L243 98L244 101L247 100V103H249L248 106L252 107V106L254 105L252 108H250L249 111H250V112H254V114H255L256 111L260 110V108L257 109L256 106H259V107H260V99H263V98H261V96H262V92H261V84H260V83H261V80L259 81L258 75H257L256 77H253L252 79L247 78V79H245ZM1 81H2V80H0V84H1ZM20 81H21V80H20ZM20 81H19V82H20ZM134 81H135V80H134ZM222 81H223V80H222ZM243 81H244V80H243ZM148 82H149V81H148ZM148 82H147V83H148ZM215 82H216V81H215ZM215 82H213V83L215 84ZM230 82H231V81H230ZM246 82H247V81H244V84H246ZM27 83H28V81H27ZM137 83H138V82H137ZM213 83H212V84H213ZM216 83H217V82H216ZM242 83H243V82H241V84H242ZM17 84H18V83H17ZM23 84H24V83H23ZM84 84H85V83H84ZM144 84H146V83L144 82ZM217 84H218V83H217ZM217 84H215V85H216L217 87H219ZM223 84H224V83H223ZM237 84H240V83H236L235 85H237ZM247 84H246V85H247ZM20 85H21V84H20ZM115 85H116V84H115ZM117 85H118V84H117ZM204 85H205V82H204ZM215 85H214V86H215ZM224 85H226V82H225ZM230 85H231V84H230ZM43 86H44V85H43ZM133 86H134V85H133ZM138 86H139V88L142 90L143 87L141 88V86H145V85H143V84L139 85V83H138ZM138 86H137V87H138ZM151 86H152V85H151ZM153 86H155V81H154ZM216 86H215V90H216V88H217ZM16 87H17V86H16ZM135 87H136V86H135ZM135 87H134V89L131 88V89H133L132 92H133V91L135 92ZM137 87H136V88H137ZM146 87H147V86H146ZM155 87H156V86H155ZM212 87H213V86H212ZM227 87H228V86H227ZM18 88H20V86H19ZM21 88H23V87H21ZM48 88H49V87H48ZM200 88H201V87H200ZM209 88H210V87H209ZM100 89H101V88H100ZM145 89H146V88H145ZM228 89H229V88H227V90H228ZM81 90H82V89H81ZM107 90H108V89H107ZM138 90H139V89H138ZM152 90H154V88H153ZM155 90H156V89H155ZM203 90H204V89H203ZM208 90H209V89H208ZM215 90H214V91H215ZM19 91H21V89H20ZM128 91H129V90H128ZM130 91H131V90H130ZM143 91H144V89H143ZM158 91H159V90H158ZM205 91H206V90H205ZM205 91H204V94H205V93L207 94L208 92H205ZM7 92H6V93H7ZM11 92H12V93H11ZM27 92H28V91H27ZM82 92H83V91H82ZM132 92H131V93H132ZM134 92H133V95H132V97L134 96V98H133V100H131V101H132V103H131L132 105H133V102H134L135 97H136V95H135L136 93L134 94ZM154 92H155V91H154ZM201 92H202V91H201ZM210 92H211V90H210ZM215 92H216V91H215ZM217 92H218V91H217ZM28 93H29V92H28ZM105 93H106V92H105ZM141 93H142V91L140 92V94H141ZM144 93H145V92H144ZM152 93H153V92H152ZM220 93H221V92H220ZM225 93H227V92H225ZM225 93H224V94H225ZM20 94H21V92H20ZM20 94H17V95H20ZM138 94H139V92H138ZM140 94H139L138 96H140ZM145 94H146V93H145ZM155 94H156V93H155ZM228 94H229V93H228ZM1 95H2V94H1ZM1 95H0V96H1ZM127 95H128V94H127ZM153 95H154V94H153ZM211 95L213 96L214 94L211 93ZM15 96H16V95H15ZM20 96H21V95H20ZM130 96H131V94H129V97H130ZM141 96H142V95H141ZM146 96H147V94H146ZM156 96H157V95H156ZM207 96H209V94H208ZM225 96H226V95H225ZM23 97H24V96H23ZM93 97H94V96H93ZM102 97H103V96H102ZM124 97H126V96H124ZM124 97H123V99H124ZM209 97H210V96H209ZM209 97H208V98H209ZM216 97H217V95H216ZM263 97H264V95H263ZM1 98H2V97H1ZM5 98H3V100H4ZM121 98H122V97H121ZM136 98H137V97H136ZM155 98H156V97H155ZM208 98H207V99H208ZM213 98H215V97H213ZM220 98H221V97H220ZM223 98H224V97H223ZM21 99H22V98H21ZM24 99H25V98H24ZM123 99H122V100H123ZM125 99L127 100V98H125ZM125 99H124V100H125ZM138 99H139V98H138ZM140 99H141V98H140ZM209 99H210V98H209ZM228 99H230V98L228 97ZM3 100H2V101H3ZM14 100H17V99H14ZM30 100H31V99H30ZM30 100H29V101H30ZM44 100H45V99H44ZM77 100H78V99H77ZM124 100H123V101H124ZM126 100H125V101H126ZM141 100H142V99H141ZM141 100H140V101H141ZM152 100H155V99H152ZM211 100L214 101L213 99H210V101H211ZM216 100H218V99L216 98ZM216 100H215V101H216ZM220 100H221V99H220ZM220 100H219V101H220ZM22 101H23V99H22ZM27 101H28V100H27ZM82 101H83V100H82ZM94 101H95V100H94ZM125 101H124V102H125ZM128 101H129V100H128ZM128 101H127V102H128ZM131 101H130V102H131ZM138 101H139V100H138ZM138 101H137V104H138V105L135 104V106H137V107H138L139 105H141ZM206 101H207V100H206ZM222 101H223V100H222ZM228 101H229V100H228ZM12 102H13V101H12ZM15 102H16V101H15ZM18 102H19V100L17 101V103H18ZM4 103H5V101H4ZM4 103H2V104L4 105ZM10 103H11V102H10ZM17 103H15V104H17ZM151 103H152V101H151ZM187 103H188V102H187ZM206 103H207V102H206ZM210 103H211V102H210ZM215 103H217V102H215ZM215 103H214V107H211V109H212V108H217V109L219 108V107H218V104H215ZM228 103H229V102H228ZM233 103H234V104H233ZM261 103H264V102L261 101ZM2 104H1V105H2ZM13 104H14V103H13ZM13 104H12V105H13ZM19 104H20V103H19ZM148 104H149V103H148ZM226 104H227V103H226ZM232 104H233L232 107H233L235 104H236L235 106L237 107V102L235 103V100L232 102ZM239 104H240V102H239ZM3 105H2V106H3ZM5 105H6V104H5ZM8 105H9V104H8ZM26 105H27V104H26ZM93 105H94V104H93ZM120 105L122 106V104H120ZM124 105H127V104H124ZM132 105H131V106H132ZM142 105H143V104H142ZM149 105H150V104H149ZM151 105H152V104H151ZM151 105H150V106H151ZM208 105H209V107H210V106L213 105V104H211V105L208 104ZM208 105L206 104L207 107H208ZM216 105H217V106H216ZM219 105H221V103H220ZM229 105H230V103H229ZM263 105H264V104H263ZM2 106H1V108H2ZM6 106H7V105H6ZM19 106H20V105H19ZM72 106H73V105H72ZM131 106H130V107H131ZM152 106H154V104H153ZM152 106H151V107H152ZM200 106H201V105H200ZM215 106H216V107H215ZM227 106H228V105H227ZM235 106H234V107H235ZM246 106H247V105H246ZM246 106H245V107H246ZM13 107H14V106H13ZM15 107H16V106H15ZM20 107L22 108L23 106L21 105ZM126 107H127V106H126ZM148 107H149V106H147V108H148ZM204 107H205V105H204ZM209 107H208V108H209ZM242 107L244 108V106H242ZM4 108H5V107H4ZM18 108H19V107H18ZM18 108H17V109H18ZM120 108H121V107H120ZM122 108H123V107H122ZM139 108H140V106H139ZM201 108H202V107H199V111H200ZM205 108H206V107H205ZM220 108H221V107H220ZM223 108H224V107H223ZM262 108H263V106H262ZM6 109H7V108H6ZM11 109H14V108H11ZM59 109H60V108H59ZM69 109H70V108H69ZM129 109H130V110H134V109H133V106H132V109H131V108H129ZM137 109H138V108H137ZM137 109H136V110H137ZM144 109H145V108H144ZM167 109H168V108H167ZM197 109H198V108H197ZM202 109H203V108H202ZM209 109H210V108H209ZM236 109L238 110V108H236ZM236 109H235V110H236ZM246 109L248 110V107H247ZM2 110H3V109H2ZM70 110H71V109H70ZM118 110H119V109H118ZM124 110H126V109H124ZM140 110L142 111V108H141ZM146 110H147V109H146ZM149 110H150V109H149ZM203 110H204V109H203ZM214 110H215V109H214ZM247 110L244 109V111H247ZM263 110H264V109H263ZM16 111H17V110H16ZM121 111L123 112V109H121ZM201 111H202V110H201ZM212 111H213V110H212ZM219 111H220V110H219ZM232 111H234L233 108H232ZM238 111H239V110H238ZM238 111H236L235 113H237ZM8 112H9V111H8ZM12 112H13V110H12ZM12 112H11V114H12ZM21 112H25V111H21ZM83 112H84V111H83ZM122 112L119 111L120 114L118 113L119 115H117V116L122 115ZM130 112H133V111H130ZM136 112H137V111H135V114L137 115L138 113H136ZM142 112H143V111H142ZM205 112H208V111L205 110ZM205 112H204V113H205ZM250 112H249V113H250ZM258 112H259V111H258ZM15 113H16V112H15ZM18 113H19V112H18ZM26 113H27V112H26ZM123 113H125V112H123ZM143 113H144V112H143ZM204 113H203V114H204ZM211 113H212V112H211ZM219 113H220V112H219ZM235 113H234V114H235ZM244 113H245V112H243V114H244ZM1 114H2V112H1ZM5 114H6V112H5ZM13 114H14V112H13ZM97 114H98V113H97ZM116 114H117V113H116ZM130 114H131V113H130ZM135 114H134V112H133L131 115L133 116V115H135ZM149 114H150V113H149ZM216 114H217V113H216ZM216 114H215V115H216ZM234 114H233V116H234ZM258 114H259V113H258ZM258 114H256V118H257V115H258ZM260 114H261V113H260ZM260 114H259V115H260ZM19 115H21V113H20ZM22 115H24L23 117H26L24 113H23ZM27 115H28V114H27ZM159 115H160V114H159ZM2 116H3V115H2ZM117 116H116V117H117ZM123 116L126 117V115H123ZM137 116H138V115H137ZM188 116H189V115H188ZM199 116H200V115H199ZM229 116H230V115H229ZM248 116H249V115H248ZM248 116H247V117H248ZM260 116H261V115H260ZM0 117H1V116H0ZM19 117L21 118V116H19ZM23 117H22V118H23ZM39 117H40V116H39ZM63 117H64V116H63ZM113 117L116 118L115 115H113ZM121 117H122V116H120V118H121ZM129 117H130V116H129ZM129 117L127 116L126 118H129ZM227 117H228V116H227ZM230 117H232V116H230ZM234 117H235V116H234ZM250 117L253 119V117H255V116L253 115V116H250ZM263 117H264V116H263ZM9 118H11V117L9 116ZM22 118H21V119H22ZM26 118H27V117H26ZM28 118H29V116H28ZM120 118H118V119L116 118V120L120 121ZM123 118H124V117H123ZM133 118H134V117H133ZM201 118H202V117H201ZM201 118H200V119H201ZM243 118H245V116H244ZM137 119H138V118H137ZM231 119H232V118H231ZM236 119H238V118H236ZM236 119L234 118L233 120H236ZM249 119H250V118H249ZM4 120H5V119H4ZM15 120H16V119H15ZM18 120H20V119H18ZM23 120H24V119H23ZM26 120H27V119H26ZM26 120H25V122H26ZM112 120H113V119H111V121H110V122H111V125H112ZM116 120H115V121H116ZM124 120H127V119H124ZM129 120H131V119H129ZM132 120H134V119H132ZM135 120H136V119H135ZM154 120H155V119H154ZM229 120H230V119H229ZM242 120H243V119H242ZM242 120H241V123H245V124H247V123H246V122H247L246 119H245L243 122H242ZM258 120H260V117H258ZM9 121L11 122V120H9ZM84 121H85V120H84ZM84 121H83V122H84ZM122 121H123V120H122ZM203 121H204V119H203ZM203 121H202V122H203ZM210 121H211V120H210ZM251 121H252V120H251ZM253 121H255V119H254ZM263 121H264V120L261 118V122H263ZM7 122H8V121H7ZM15 122H16V121H15ZM19 122H20V121H19ZM116 122H117V121H116ZM126 122H127V121H126ZM129 122H131V121H129ZM134 122H135V121H134ZM137 122H138V120H136V123H137ZM139 122H140V121H139ZM197 122H198V121H197ZM259 122H260V121H259ZM13 123H14V122H13ZM114 123H115V122H114ZM114 123H113V124H114ZM123 123H124V122H123ZM127 123H128V122H127ZM198 123H199V122H198ZM220 123L222 124V121H221ZM223 123H224V122H223ZM236 123H237V121H236ZM236 123H235V126H236ZM248 123H249V121H248ZM251 123H252V122H251ZM251 123H250L249 126L252 125ZM3 124H5V123H3ZM14 124H15V123H14ZM14 124H13V125H14ZM16 124H17V123H16ZM19 124H20V123H19ZM81 124H82V123H81ZM119 124H120V122H119ZM128 124H129V123H128ZM141 124H142V123H141ZM141 124H140V125H141ZM187 124H189V123H187ZM196 124H197V123H196ZM255 124H256V125H255V127H256V126H257V123L255 122ZM258 124H260V123H258ZM1 125H2V124H1ZM1 125H0V126H1ZM8 125H10V123H8ZM67 125H68V124H67ZM122 125H123V124H120V125H118V127H119V126H122ZM124 125H125V124H124ZM124 125H123V126H124ZM131 125H132V124H131ZM138 125H139V124H137V126H138ZM191 125H192V124H191ZM3 126H4V125H3ZM3 126H2V128H3ZM15 126H16V125H15ZM17 126H18V124H17ZM113 126H114V125H113ZM113 126H111V127H113ZM115 126H116V124H115ZM115 126H114V127H115ZM135 126H136V124H135ZM218 126L220 127V125H218ZM246 126H247V125H246ZM258 126H259V125H258ZM81 127H82V126H81ZM86 127H87V126H86ZM239 127H242L241 129L243 130L245 126H244V124H243V126H242V124H240ZM251 127H252V126H251ZM259 127H261V124H260ZM259 127L257 128V130L255 129L256 132H258ZM262 127H263V126H262ZM262 127H261V128H262ZM4 128H7V126L4 127ZM9 128H10L9 131H11L12 133H14V132H15V134L17 133V129H18V128L13 127L12 124H11V126H9ZM108 128H109V127H108ZM212 128H213V127H212ZM232 128H233V127H232ZM261 128H260V130H261ZM79 129H80V128H79ZM114 129H115V128H114ZM120 129H121V127H120ZM124 129H125V128H124ZM129 129H130V128H129ZM129 129L127 128V130H129ZM140 129H141V128H140ZM220 129H222V128H220ZM2 130H3V129H2ZM4 130H5V129H4ZM4 130H3V131H4ZM6 130H7V129H6ZM6 130H5V131H6ZM110 130H111V129H110ZM130 130H132V128H131ZM141 130H142V132L146 131V129H143V128H142ZM141 130H140V131H141ZM143 130H144V131H143ZM218 130H219V129H218ZM218 130H217V131H218ZM242 130H240V128H239V130H237V131H239V133H240ZM245 130H246V129H245ZM245 130H243V131H245ZM248 130H249V129H248ZM9 131H8V133L10 134ZM111 131H112V130H111ZM119 131H120V130H119ZM123 131H125V130H123ZM158 131H159V130H158ZM165 131H166V130H165ZM228 131H229V130H228ZM1 132H2V131H1ZM1 132H0V134H1ZM19 132H20V131H19ZM114 132H116V129H115ZM117 132H118V131H117ZM120 132H121V131H120ZM137 132H138V131H137ZM137 132H136V133H137ZM229 132H230V131H229ZM249 132H250V131H249ZM4 133H5V132H4ZM4 133H3V134H4ZM20 133H21V132H20ZM111 133H113V132H111ZM127 133H128V132H127ZM136 133H135V131H134V134H136ZM244 133H246V132H244ZM244 133H243V134H244ZM258 133H259V132H258ZM3 134H2V135H3ZM6 134H7V133H6ZM123 134H125V132H123ZM129 134H130V133H129ZM175 134H176V132H175ZM256 134H257V133H256ZM2 135H0L1 138H2ZM19 135H20V134H19ZM63 135H64V134H63ZM111 135L113 136V134H111ZM118 135H121V134H118ZM125 135H127V134H125ZM138 135H139V134H138ZM142 135H143V137H144V134H143V133H142ZM198 135H199V133H198ZM234 135H235V134H234ZM241 135H242V134H241ZM257 135H258V134H257ZM259 135H260V134H259ZM259 135H258V136H259ZM9 136H11V135H9ZM13 136H15V135H13ZM131 136H133V135H131ZM135 136H136V135H135ZM223 136H224V135H223ZM227 136H228V138H229L230 135H227ZM236 136H237V134H236ZM236 136H235V137H236ZM244 136H245V135H244ZM3 137H4V136H3ZM16 137H17V134H16ZM116 137H117V139H119L118 136H116ZM116 137H115V138H116ZM124 137H125V136H124ZM124 137H123V138H124ZM127 137H128V136H127ZM139 137H142V136L139 135ZM5 138H6V137H5ZM10 138H11V137H10ZM23 138H24V137H23ZM110 138L113 139L114 137H111V136H110ZM136 138H137V137H136ZM218 138H219V137H218ZM141 139H142V138H141ZM145 139H146V137H145ZM224 139H226V135H225V138H223V140H224ZM232 139H233V138H232ZM235 139H236V138H235ZM238 139H239V138H238ZM19 140H20V139H19ZM40 140H41V139H40ZM113 140H115V139H113ZM113 140H111V141H113ZM129 140H130V138H129ZM139 140H140V139H139ZM229 140H230V139H229ZM240 140H241V139H240ZM245 140H246V139H245ZM6 141H7V140H6ZM104 141H105V140H104ZM111 141H110V142H111ZM119 141H120V140H119ZM119 141H118V142H119ZM127 141H128V140H127ZM133 141H134V140H133ZM137 141H138V140H137ZM187 141H188V140H187ZM241 141H242V140H241ZM247 141H248V140H247ZM252 141H253V140H252ZM254 141H255V140H254ZM3 142H4V140H2V143H3ZM7 142H8V141H7ZM29 142H30V141H29ZM110 142H109V143H110ZM118 142H117V140H116V145L118 144ZM128 142H129V141H128ZM134 142H136V141H134ZM134 142H132V144H133ZM144 142H145V141H144ZM144 142H143V143H144ZM225 142H226V140H225ZM225 142H224V143H225ZM236 142H237V141H236ZM245 142H246V141H245ZM2 143H1V144H2ZM4 143H5V142H4ZM22 143H23V142H22ZM26 143H27V142H26ZM130 143H131V141H130ZM141 143H142V142H141ZM230 143H231V141H230ZM241 143H242V142H241ZM65 144H66V143H65ZM113 144H114V143H113ZM123 144H124V142H123ZM125 144H126V143H125ZM211 144H212V143H211ZM220 144H221V143H220ZM236 144H237V143H236ZM236 144H235L234 146H236ZM238 144H239V143H238ZM243 144H244V143H243ZM2 145H3V144H2ZM5 145H6V143H5ZM11 145H12V144H11ZM14 145H15V144H14ZM51 145H52V144H51ZM116 145H114V146H116ZM118 145H119V144H118ZM126 145H127V144H126ZM135 145H136V143L133 144L132 146H135ZM140 145H141V144H140ZM151 145H152V144H151ZM232 145H233V144H232ZM263 145H264V144H263ZM263 145H262V146H263ZM3 146H4V145H3ZM9 146H10V144H9ZM9 146H8L7 149H9ZM17 146H18V145H17ZM19 146H20V145H19ZM26 146H27V145H26ZM56 146H57V145H56ZM69 146H70V145H69ZM114 146H113V147H114ZM122 146H123V145H122ZM129 146H130V145H129ZM138 146H139V145H138ZM226 146H227V145H226ZM229 146H231V145H229ZM239 146H240V145H239ZM4 147H5V146H4ZM135 147H136V146H135ZM13 148H14V147H13ZM21 148H22V147H21ZM114 148H117V146L114 147ZM130 148H131V147H130ZM130 148L127 147V149H130ZM139 148H140V150L143 149L141 146H139ZM141 148H142V149H141ZM223 148H225V146H224ZM234 148H235V147H234ZM3 149H4V148H3ZM3 149H2V150H3ZM7 149H6V150H7ZM14 149H15V148H14ZM58 149H59V148H58ZM117 149H118V148H117ZM117 149H116V150H117ZM133 149H134V148H133ZM146 149H148V148L146 147V148H145V151H146ZM217 149H218V146H217ZM236 149H237V148H236ZM239 149H240V148H239ZM241 149H243V148L241 147ZM263 149H264V148H263ZM111 150H112V149H111ZM118 150H119V149H118ZM193 150H194V149H193ZM230 150H231V148H230ZM230 150H229V151H230ZM246 150H247V148H246ZM8 151H10V149H9ZM16 151H17V150H16ZM20 151H21V150H20ZM29 151H30V150H29ZM120 151H121V150H120ZM122 151H123V150H122ZM213 151H214V150H213ZM216 151H217V150H216ZM232 151H233V152H234V151L236 152V150H232ZM4 152H5V150H4ZM110 152H111V151H110ZM113 152H114V151H113ZM113 152H112V154H113ZM115 152H116V151H115ZM124 152H125V151H124ZM124 152H123V153H124ZM126 152H127V150H126ZM126 152H125V153H126ZM135 152H136V151H135ZM138 152H139V151H138ZM141 152H143V150H142ZM218 152H219V151H218ZM233 152H231V153H233ZM235 152H234V153H235ZM242 152H243V151H242ZM253 152H254V151H253ZM9 153H10V152H7V153L5 154V153H1V152H0V155H1L0 158H2L5 162L8 163V159H9L8 154H9ZM20 153H21V152H20ZM125 153H124V154H125ZM132 153H133V152H132ZM132 153H131V154H132ZM143 153H144V152H143ZM188 153H189V152H188ZM226 153H228V152H226ZM15 154H16V153L14 152L13 155H15ZM17 154H18V153H17ZM17 154H16V155H17ZM26 154H27V153H26ZM110 154H111V153H110ZM120 154H121V153H120ZM124 154H123V155H124ZM126 154H127V153H126ZM133 154H134V153H133ZM144 154H145V153H144ZM144 154H143V155H144ZM160 154H161V153H160ZM189 154L191 155V153H189ZM216 154H218V153H216ZM235 154H236V153H235ZM243 154H245V153H243ZM13 155H12V157H13ZM16 155H15V156H16ZM114 155H115V153H114ZM123 155H122V156H123ZM137 155H138V158H139V154H137ZM190 155H189V156H190ZM198 155H199V154H198ZM245 155H246V154H245ZM245 155H244V157H245ZM251 155H252V154H251ZM9 156H10V155H9ZM112 156H113V155H112ZM115 156H117V154H116ZM118 156H119V153H118ZM192 156H193V155H192ZM195 156H196V155H195ZM220 156H221V154H220ZM233 156H234V155H233ZM236 156H237V155H236ZM241 156H243V155H241ZM241 156H240V157L238 156V157L241 158ZM16 157H17V156H16ZM110 157H111V156H110ZM119 157H120V156H119ZM128 157H129V155H128ZM140 157H141V156H140ZM223 157H224V156L222 155V158H223ZM27 158H28V157H27ZM34 158H35V156H34ZM34 158H33V159H34ZM120 158H121V157H120ZM129 158H130V157H129ZM129 158H128V160H129ZM132 158H133V157H132ZM135 158L138 160V158H137L136 156H135ZM2 159H0V160H2ZM11 159H13V158H11ZM11 159H10V160H11ZM23 159H24V158H23ZM110 159H111V158H109V160H110ZM118 159H119V158H118ZM121 159H123V158H121ZM121 159H119V160H121ZM206 159H207V158H206ZM216 159H219V158H217V155H216ZM228 159H230V158H228ZM242 159H243V158H241L240 161H241ZM252 159H253V158H252ZM123 160H127V158L125 157V159H123ZM128 160H127V161H128ZM132 160L134 161V159H132ZM137 160H135V161L137 162ZM225 160H226V159H225ZM225 160H224V161H225ZM238 160H239V159H238ZM4 161H3V162H4ZM13 161H14V160H13ZM17 161H18V160H17ZM24 161H25V160H24ZM215 161H216V160H215ZM215 161H214V162H215ZM220 161H221V159H220ZM222 161H223V160H222ZM222 161H221V162H222ZM226 161H227V160H226ZM234 161H235V160H234ZM243 161L246 162L245 160H243ZM243 161H242V162H243ZM3 162H2V163H3ZM5 162H4V164H5ZM14 162H16V160H15ZM111 162H112V160H111ZM116 162H118L117 159H116V161H115L114 163H116ZM122 162H125V161H122ZM130 162H132V161H130ZM130 162H128V163H130ZM136 162H135V164H136ZM142 162H143V161H142ZM156 162H157V160H156ZM237 162H238V161H237ZM244 162H243V163H244ZM0 163H1V161H0ZM9 163H10V162H9ZM120 163H121V162L119 161L118 164L120 165ZM226 163H228V164H226V165L228 166V165H229V162H226ZM239 163H240V162H239ZM247 163H248V162H247ZM263 163H264V162H263ZM263 163H262V164H263ZM11 164H12V163H11ZM15 164H16V163H15ZM15 164H14V166H15ZM56 164H57V163H56ZM60 164H61V163H60ZM60 164H59V165H60ZM106 164H107V162H106ZM108 164H110V163L108 162ZM122 164H123V163H122ZM240 164H241V163H240ZM8 165L10 166V164H8ZM18 165H19V164H18ZM30 165H31V164H30ZM36 165H37V164H36ZM45 165H46V164H45ZM112 165H113V167H114V164H113V163H112ZM112 165H110V167H111ZM125 165H126V164H124V166H125ZM128 165H129V164H128ZM130 165H131V163H130ZM215 165H216V163H215ZM236 165H237V164H236ZM238 165H239V164H238ZM241 165H242V164H241ZM6 166H7V164H6ZM11 166H12V165H11ZM40 166H41V165H40ZM53 166H54V165H53ZM63 166H64V165H63ZM107 166H108V165H107ZM244 166H245V165H244ZM262 166H263V165H262ZM16 167H17V164H16ZM19 167H20V165H19ZM113 167H112V168H113ZM116 167H117V165H116ZM119 167H120V166H118V168H119ZM126 167L128 168V166H126ZM131 167H134V166L132 165ZM137 167H138V166H137ZM137 167H136V168H137ZM219 167H220V170H221V171H220V170H219V171L222 172V169H221V167H223V166H222V163H221V165H220ZM248 167H249V166H248ZM250 167H251V164H250ZM4 168H5V167H4ZM4 168H3V169H4ZM124 168H125V167H124ZM233 168H235V165L233 166ZM254 168H255V167H254ZM5 169H6V168H5ZM9 169H10V168H9ZM12 169H13V168L11 167V170H12ZM102 169H104V168H102ZM125 169H126V168H125ZM153 169H154V168H153ZM217 169H218V167H217ZM228 169H229V168H227L226 170L228 171ZM239 169H241V166H240ZM15 170H17V168H16ZM28 170H29V169H28ZM99 170H100V169H99ZM105 170H106V169H105ZM112 170H113V169H112ZM122 170H123V172H124V169H123V168H122ZM130 170H131V169H130ZM130 170H128V173H129ZM133 170H134V169H133ZM159 170H160V169H159ZM168 170H169V169H168ZM187 170H189V169H187ZM4 171H6V170H4ZM7 171H8V170H7ZM12 171H13V170H12ZM33 171H34V170H33ZM102 171H103V170H102ZM110 171H111V170H110ZM126 171H127V170H126ZM224 171H225V170H224ZM232 171H233V170H232ZM242 171H243V168H242ZM242 171H241V173H242ZM251 171H252V170H251ZM18 172H19V171H18ZM141 172H142V171H141ZM155 172H156V171H155ZM217 172H218V170H217ZM233 172H234V173L236 172L235 169H234ZM233 172H232V173H233ZM239 172H240V171H239ZM245 172H246V171H245ZM257 172H258V171H257ZM9 173H10V171H9ZM12 173H14V172H12ZM15 173H17V172H15ZM15 173H14V174H15ZM33 173H34V172H33ZM104 173H105V172H104ZM112 173H113V172H112ZM117 173H119V172H117ZM125 173L127 174V172H125ZM125 173H124V175H125V176H128V178H129V176H131V175L133 174V172H130V173H132V174H130V175H129V174L126 175ZM181 173H182V172H181ZM191 173H192V172H191ZM205 173H206V172H205ZM247 173H248V172H247ZM5 174H6V173H5ZM5 174H4V175H5ZM10 174H11V173H10ZM10 174H9V176H10ZM17 174H19V173H17ZM23 174H24V173H23ZM23 174H22V175H23ZM257 174H258V173H257ZM259 174H260V173H259ZM0 175H2V171H1V174H0ZM31 175H32V174H31ZM107 175H108V174H107ZM107 175H106V176H107ZM111 175H112V174H111ZM118 175L120 176L121 174H118ZM122 175H123V173H122ZM136 175H137V174H136ZM146 175H147V174H146ZM225 175H226V173H225ZM232 175H233V174H232ZM2 176H3V175H2ZM5 176H6V175H5ZM114 176H115V178H113V180L116 179V175H114ZM119 176L117 177L118 179H119ZM132 176H135V175H132ZM234 176H236V174L233 175V178H234ZM237 176H238V175H237ZM111 177H112V176H111ZM142 177H143V176H142ZM151 177H152V176H151ZM158 177H159V176H158ZM176 177H177V176H176ZM181 177H182V176H181ZM226 177H227V176H226ZM244 177H245V175H244ZM9 178H10V177H8L7 179H9ZM12 178H13V177H12ZM16 178H17V176H16ZM126 178H127V177H126ZM137 178H139V177L137 176ZM168 178H169V177H168ZM222 178H224V176H223ZM230 178H231V177H230ZM233 178H232V179H233ZM236 178H237V177H236ZM236 178H234V179H236ZM239 178H241V177H239ZM2 179H3V178H2ZM14 179H15V178H14ZM25 179H26V178H25ZM120 179H121V178H120ZM123 179H125V177H124ZM130 179H131V178H130ZM146 179H147V178H146ZM234 179H233V180H234ZM10 180H11V182H12L13 179H9V181L7 180L8 183H10ZM110 180H111V182H112V179H110ZM132 180H133V179H132ZM140 180H141V179H140ZM154 180H155V179H154ZM174 180H175V179H174ZM224 180H225V179H223L222 181L224 182ZM0 181H1V179H0ZM5 181H6V179H5ZM5 181H4V179H3V182H5ZM14 181H15V180H14ZM69 181H70V180H69ZM90 181H91V180H90ZM116 181H117V180H116ZM122 181H123V180H122ZM122 181H121V182H122ZM124 181H126V183L124 182L125 184L128 183V184L130 185V183L128 182V179H126V180H124ZM136 181H137V180H136ZM136 181H135V183H136ZM141 181H142V180H141ZM143 181H144V180H143ZM238 181H239V180L237 179V182H238ZM1 182H2V181H1ZM21 182H22V181H21ZM105 182H107V181H105ZM105 182H104V183H105ZM113 182H115V181H113ZM139 182H140V181L138 180V183H139ZM178 182H179V181H178ZM228 182H229V181H228ZM237 182H236V183H237ZM250 182H252V179H250ZM6 183H7V182H6ZM12 183H13V182H12ZM135 183H132V181H131V184H135ZM138 183H137V185H138ZM143 183H144V182H143ZM204 183H205V182H204ZM218 183H220V182H218ZM233 183H235V181H233ZM3 184H5V183H3ZM113 184H114L113 186H115V184H118V183L116 182V183H113ZM125 184H124V186H125L126 188H127V187H128V188L131 187V185H130V186H129V185L126 186ZM147 184H148V183H147ZM153 184H154V183H153ZM194 184H195V183H194ZM221 184H223L224 186L226 185V183L224 184V183H222V182H221ZM221 184H217V185H220V186H221ZM229 184H230V183H229ZM238 184H240V183H238ZM238 184H237V185H238ZM260 184H261V183H260ZM262 184L264 185V182H263ZM5 185H6V184H5ZM7 185H8V184H7ZM9 185H10V184H9ZM12 185H14V184H12ZM22 185H23V184H22ZM25 185H26V184H25ZM33 185H34V184H33ZM137 185H135V186H137ZM140 185H141V184H140ZM143 185H144V184H143ZM173 185H174V184H173ZM263 185H262V186H263ZM3 186H4V185H3ZM10 186H11V185H10ZM110 186L112 187V185H110ZM121 186H122V184H121ZM147 186H148V185H147ZM213 186H214V185H213ZM230 186H231V184H230ZM230 186H229V187H230ZM244 186H245V185H244ZM106 187H107V185H106ZM106 187H105V188H106ZM122 187H123V186H122ZM125 187H123V188H125ZM138 187H139V185L137 186V188H138ZM178 187H179V186H178ZM235 187H236V186H235ZM259 187H261V186H259ZM0 188H3V187L0 186ZM4 188H5V186H4ZM62 188H63V187H62ZM102 188H104V186H103ZM105 188H104V189H105ZM114 188L116 189V187H114ZM114 188H113V189H114ZM119 188H120V187H119ZM123 188H122V189H123ZM155 188H156V187H155ZM209 188H210V187H208V189H209ZM218 188H219V186H218ZM222 188L225 189L224 187H222ZM222 188L220 187L219 189H221V191H222ZM231 188H232V187H230L229 189L231 190ZM240 188H241V187H240ZM243 188L245 189V187H243ZM5 189H6V188H5ZM7 189H9V187H8ZM7 189H6V190H7ZM26 189H27V188H26ZM120 189H121V188H120ZM133 189L135 190L136 187H134ZM262 189L264 190V187L260 189V192H259V193L256 192V194L259 195V194L261 193V190H262ZM109 190H111V189H109ZM117 190H118V187H117V189H116V192H117ZM125 190H126V189H125ZM129 190H130V189H129ZM142 190H143V189H142ZM214 190H215V187H214L213 191H214ZM2 191H3V190H0V234H1L2 236H3V235L5 236V235H6L5 232H9L8 235L10 234V229L12 228V225H11V224L9 223V221H8V218L10 217V215H9L10 213H9V214H6V212H5V208H6L5 206H6V203H5V204L3 203V201H4L3 199H4V195L6 194V191H5V194H3ZM103 191L105 192V190H103ZM106 191H107V189H106ZM120 191H121V190H120ZM138 191H139V190H138ZM154 191H155V190H154ZM221 191H220V193H218V195H216V196H219V195L221 194ZM223 191H227V189H226V190H223ZM253 191H254V190H253ZM258 191H259V190H258ZM9 192H12V191H9ZM9 192L7 191L8 194H9ZM28 192H29V191H28ZM112 192H114V191H112ZM118 192H119V191H118ZM118 192H117V193H118ZM124 192H127V191H124ZM135 192H137V191L135 190ZM135 192H134V193H135ZM145 192H146V191H145ZM145 192L143 191L144 194H146ZM214 192H216V191H214ZM218 192H219V191H218ZM231 192H232V190H231ZM237 192H238V191H237ZM242 192H243V191H242ZM15 193H16V192H15ZM108 193H109V192H108ZM119 193H120V192H119ZM130 193H131V192H130ZM130 193H129V194H130ZM140 193H141V190H140ZM140 193H139V194H140ZM143 193H142V194H143ZM148 193H150V192H148ZM209 193H210V192H209ZM223 193H224V194L221 195V197L225 195V192H223ZM247 193H248V192H247ZM21 194H22V193H21ZM35 194H36V193H35ZM66 194H67V193H66ZM91 194H92V193H91ZM106 194H107V193H106ZM114 194H116V193H114ZM121 194L123 195V193H121ZM121 194H120V196H121ZM144 194H143V195H144ZM213 194L215 195V193H213ZM6 195H7V194H6ZM12 195H13V194H12ZM14 195H15V194H14ZM126 195H127V194H126ZM146 195H147V194H146ZM146 195H145V196H146ZM152 195H153V194H152ZM163 195H164V194H163ZM232 195H233V194H232ZM245 195H248V194H245ZM260 195H261V194H260ZM20 196H21V195H20ZM101 196H102V195H101ZM107 196H108V195H107ZM107 196H106V197H107ZM132 196H133V195H132ZM139 196H140V195H139ZM145 196H144L145 203H143V204H146V201H147L146 199H147L150 195H149V196L147 195V196H148V197L146 196L147 198H146ZM155 196H156V195H155ZM236 196H237V195H236ZM242 196H243V195H242ZM249 196H250V194H249ZM255 196H256V195H255ZM6 197H7V196H6ZM104 197H105V196H104ZM110 197H111V196H110ZM110 197H109V198H110ZM117 197H118V195H117ZM123 197H124V196H123ZM140 197H141V196H140ZM142 197H143V196H142ZM210 197H211V196H210ZM214 197H215V196H214ZM233 197H234V196H233ZM245 197L248 198V196H245ZM251 197H252V196H251ZM257 197H259V196H257ZM12 198H13V197H12ZM37 198H38V197H37ZM65 198H66V197H65ZM93 198H94V195H93ZM115 198H116V197H115ZM134 198H135V196H134ZM145 198H146V199H145ZM155 198H156V197H155ZM175 198H176V197H175ZM211 198H212V197H211ZM8 199H9V198H8ZM53 199H54V197H53ZM76 199H77V198H76ZM91 199H92V198H91ZM91 199H90V200H91ZM110 199H111V198H110ZM116 199H117V198H116ZM118 199H119V202L117 201V203H119V204L122 203V201H120V198H119V197H118ZM125 199H126V200L131 199V195H130V198H129V196H128V199H127V197H125ZM132 199H133V198H132ZM137 199H138V197H137ZM212 199H213V198H212ZM217 199H218V198H217ZM226 199H227V198H226ZM233 199H234V198H233ZM237 199H238V197H237ZM250 199H251V198H250ZM258 199H259V198H258ZM261 199H262V197L260 198V200H261ZM6 200H7V199H6ZM6 200H5V202H6ZM28 200H29V198H28ZM113 200H115V199H113ZM113 200H112V201L109 200V201H111V202H113L114 204H116V200H115V202H114ZM121 200H122V199H121ZM123 200H124V199H123ZM148 200H150V199L148 198ZM214 200H215V199H214ZM219 200H220V199H219ZM221 200H222V198H221ZM227 200H228V199H227ZM227 200H225V201H227ZM235 200H236V198H235ZM243 200H244V199H243ZM253 200H254V202H255L256 198L253 199ZM263 200H264V199H263ZM263 200H262V203H264ZM7 201H8V200H7ZM9 201H10V200H9ZM14 201H15V200H14ZM63 201H64V200H63ZM87 201H88V200H87ZM104 201H105V199H104L102 202L104 203ZM107 201H108V199H107ZM130 201H131V200H130ZM130 201H128V202H130ZM138 201H139V200H137V203H138ZM150 201H151V200H150ZM174 201H175V200H174ZM206 201H207V200H206ZM212 201H213V200H212ZM216 201H217V200H216ZM245 201H249V199H248V200H245ZM256 201L258 202L259 200H256ZM105 202H106V201H105ZM128 202H127V203H128ZM134 202H135V201H134ZM169 202H170V201H169ZM209 202H210V200H209ZM214 202H215V201H214ZM219 202H220V201H219ZM221 202H223V201H221ZM231 202H232V201H231ZM231 202H230V204H231ZM234 202H236V201H234ZM251 202H252V201H251ZM254 202H253V203H254ZM8 203H9V202H8ZM86 203H87V202H86ZM103 203H101L102 206H103ZM107 203L109 204V202H107ZM113 203H112V205H113ZM127 203H126V208H127ZM130 203H132V201H131ZM135 203H136V202H135ZM135 203H134V204H135ZM149 203H150V202H149ZM149 203H148V204H149ZM177 203H178V202H177ZM182 203H185V202H182ZM224 203L226 204L227 202H224ZM237 203L240 204V201H237ZM248 203H249V205H250V202H248ZM262 203H261V204H262ZM11 204H12V201H11ZM25 204H26V203H25ZM108 204H107V205H108ZM119 204H118V206H119ZM123 204H124V203H123ZM138 204H139V203H138ZM148 204H146V205H148ZM205 204H206V203H205ZM211 204H212V203H211ZM211 204H210V205H211ZM213 204H216V202L213 203ZM227 204H229V203H227ZM255 204H256V203H255ZM86 205H87V204H86ZM104 205H105V204H104ZM109 205H110V204H109ZM121 205H122V204H121ZM135 205H136V204H135ZM135 205H134V206H135ZM159 205H160V204H159ZM201 205H202V204H201ZM201 205H200V206H201ZM218 205H219V206H222V204H221V205L218 204ZM232 205H233V204H232ZM249 205H248V206H249ZM256 205H257V204H256ZM258 205H259V202H258ZM258 205H257V206H258ZM10 206H12V205H9V207H10ZM25 206H26V205H25ZM53 206H54V205H53ZM82 206H83V205H82ZM110 206H111V205H110ZM118 206H117V204H116V205H115V208L118 207ZM128 206H129V204H128ZM134 206H133V207H134ZM173 206H174V205H173ZM183 206H184V205H182V207H183ZM185 206H186V205H185ZM188 206H189V205H188ZM200 206H199V207H200ZM227 206H228V205H227ZM238 206H239V205H238ZM242 206H243V202H242ZM257 206L255 207L256 209H257ZM9 207H7V208L9 209ZM56 207H57V206H56ZM66 207H67V206H66ZM108 207H109V206H108ZM120 207H121V206H120ZM129 207H131V204H130ZM133 207H132V208H133ZM138 207H139V206H138ZM193 207H194V206H193ZM193 207H192V208H193ZM201 207H202V206H201ZM206 207H207V206H206ZM206 207H205V208H206ZM210 207H211V206H209V204H208V208H210ZM246 207H247V205H246ZM249 207H250V206H249ZM7 208H6V209H7ZM104 208H107V207H104ZM115 208L112 207L113 212H114V209H115ZM123 208H124V207H123ZM132 208H131V211H132ZM143 208H144V207H143ZM145 208H146V207H145ZM145 208H144V210H142V211H144L143 213L146 214L147 212H145ZM157 208H158V206H157ZM225 208H226V209H225ZM225 208H224V209L228 211L226 205H225ZM229 208H230V207H229ZM240 208H241V207H240ZM255 208H254V209H255ZM260 208H261V207H260ZM260 208H259V210H260ZM8 209H7V211H8ZM50 209H51V208H50ZM88 209H89V208H88ZM134 209H136V207H134ZM140 209H141V208H140ZM210 209H211V208H210ZM217 209H218V208H217ZM234 209H235V208H234ZM238 209H239V208H237V211H236V209H235V211L237 212L238 215L236 214V212H235V214H236L237 216L234 215L235 217H237V220H238L239 218H242V216L240 215V213H238V212H239ZM241 209H242V208H241ZM250 209H251V208H250ZM261 209H262V211H263V205H262V208H261ZM71 210H72V209H71ZM90 210H91V209H90ZM100 210H101V209H99V211H100ZM103 210H104V209H103ZM106 210H107V212H108V210L110 211V209H106ZM118 210H120V208H119ZM129 210H130V209H129ZM129 210H127V211L124 210V211L127 213ZM204 210H205V209H204ZM218 210H219V209H218ZM225 210H224V212H225ZM231 210H232V209H231ZM259 210H257L256 213L259 212V214H260V211H259ZM19 211H20V210H19ZM26 211H27V210H26ZM26 211H25V212H26ZM49 211H50V210H49ZM55 211H56V210H55ZM76 211H77V210H76ZM84 211H85V210H84ZM94 211H95V210H94ZM99 211H97V212H99ZM124 211H123V212H124ZM131 211H130V213H131ZM139 211H140V210H139ZM159 211H160V210H159ZM165 211H166V210H165ZM181 211H182V210H181ZM183 211H184V210H183ZM211 211H212V209H211ZM222 211H223V210H222ZM227 211H226V213H227ZM232 211H233V210H232ZM246 211H248V209H247ZM9 212H13V211L11 210V211H9ZM20 212H21V211H20ZM87 212H88V211H87ZM97 212H96V213H97ZM103 212H104V211H103ZM105 212H106V211H105ZM110 212H111V211H110ZM113 212H112V214H113ZM117 212H119V211H117ZM117 212H115V214H116L115 217H114V215H113V217H114L115 219L117 218L116 216H118V219H119V216L122 215V214H124V213H121V214L117 215ZM132 212H133V211H132ZM194 212H195V211H194ZM194 212H193V213H194ZM196 212H197V211H196ZM196 212H195V213H196ZM199 212H200V211H199ZM205 212H207V211H205ZM208 212H209V210H208ZM220 212H221V211H220ZM249 212H250V210H249ZM263 212H264V211H263ZM26 213H27V212H26ZM29 213H30V212H29ZM49 213H50V212H49ZM128 213H129V212H128ZM130 213H129V214H130ZM162 213H163V212H162ZM210 213H211V212H210ZM214 213H216V210H215ZM226 213H225V214H226ZM243 213H245V212H243ZM250 213H251V212H250ZM252 213H253V212H252ZM256 213H254V215H252V218H253L254 216L260 217L258 213H257L258 215H255ZM261 213H262V212H261ZM12 214H13V213H12ZM12 214H11V215H12ZM24 214H25V213H24ZM24 214H23V215H24ZM84 214H85V213H84ZM93 214H94V213H93ZM106 214H107V213H106ZM106 214H105V216H106ZM132 214H133V213H132ZM132 214H130V215H132ZM140 214H141V212H140ZM216 214H217V213H216ZM26 215H27V214H26ZM71 215H72V214H71ZM96 215H97V214H96ZM110 215H111V213H110ZM133 215H134V214H133ZM142 215H144V214H142ZM142 215H141V219H142V217H143ZM153 215H154V213H153ZM153 215H152V216H153ZM214 215H215V214H214ZM221 215H223V214H221ZM228 215H229V213H228ZM230 215H231V214H230ZM248 215H249V214H248ZM98 216H101V215L99 214ZM134 216H135V215H134ZM152 216L150 215L149 217H152ZM193 216H194V215H193ZM206 216H208V215H206ZM219 216H220V213H219ZM225 216H227V214H226ZM238 216H239V218H238ZM240 216H241V217H240ZM261 216H262V215H261ZM12 217H13V216H11V218H12ZM94 217H95V215H94ZM103 217H104V215H103ZM103 217H102V218H103ZM107 217H108V218L110 217L109 214H108ZM113 217H112V219H113ZM125 217H126V216L124 215L123 219H124ZM129 217H130V216H129ZM129 217H128V219H130ZM144 217H145V216H144ZM146 217H147V216H146ZM180 217H181V216H180ZM195 217H196V216H195ZM208 217H209V216H208ZM208 217H207V218H208ZM216 217H217V216H216ZM244 217H246V216H244ZM244 217H243V218H244ZM247 217H248V216H247ZM89 218H90V217H89ZM91 218H92V216H91ZM99 218H100V217H99ZM104 218H105V217H104ZM110 218H111V217H110ZM120 218H121V216H120ZM126 218H127V217H126ZM135 218H136V219H139V218H137V217H135ZM153 218H154V217H153ZM190 218H191V217H190ZM196 218H197V217H196ZM218 218H219V217H218ZM229 218H231V216H230ZM9 219H10V218H9ZM94 219H96V218H94ZM115 219H114V221H116ZM118 219H117V220H118ZM121 219H122V218H121ZM121 219H120V221H121ZM144 219H145V218H143V220H144ZM160 219H161V218H160ZM165 219H166V218H165ZM194 219H195V218H194ZM201 219H202V217H201ZM205 219H206V218H205ZM212 219H213V217H212ZM221 219L223 220V223H220V221H219V224H218V222L216 221L217 219L215 220V221H216V222H215V223H216V226H214V228L217 227V226L220 225V224H222V225H223L224 223L227 224V222L224 221L223 218H221ZM225 219H226V218H225ZM250 219H251V218H250ZM261 219H262V217H261L260 220H259L260 222H261ZM18 220H19V219H18ZM71 220H72V219H71ZM80 220H81V219H80ZM85 220H86V219H85ZM88 220H89V219H88ZM97 220H98V217H97ZM97 220H96V222H97ZM101 220H102V219H101ZM108 220H109V219H108ZM125 220L127 221V219H125ZM147 220H148V219H147ZM158 220H159V218H158ZM158 220H157V221H158ZM175 220H176V219H175ZM203 220H204V219H203ZM203 220H202V222H203ZM209 220H210V219H208V221H209ZM233 220H234V218H233ZM235 220H236V219H235ZM246 220H247V219H246ZM251 220H252V219H251ZM256 220H257V221H256V224H257L258 227L256 228V227L252 224V222L254 221V218H253V221L251 222V224L255 227V229L253 228V230H251V229H252V228H251L250 230H251L252 232L250 231L251 233L247 236V241H248L250 244H252V242L254 241V239H256V236H257V235L255 234V231H256V230H257V231H256L257 233H259V234H260V233L263 234V232H262L263 229L261 228L263 222H262V223H259L258 219H256ZM22 221H23V220H22ZM28 221H29V220H28ZM76 221H77V220H76ZM92 221H93V220H92ZM94 221H95V220H94ZM99 221H100V219H99ZM99 221H98V222H99ZM112 221H113V220H112ZM114 221H113V222H114ZM120 221H119V223H121ZM133 221L135 222L134 219H133ZM145 221H146V220H145ZM145 221H144V222H145ZM169 221H170V220H169ZM194 221H195V220H194ZM248 221H249V220H248ZM248 221H246V222H248ZM23 222H24V221H23ZM23 222H22V223H23ZM80 222H81V221H80ZM96 222H95V224H96ZM104 222H105V221H104ZM106 222H107V221H106ZM108 222H111V221H108ZM122 222H124V220H122ZM131 222H132V221H131ZM134 222H133V223H134ZM137 222H139V220H138ZM137 222H135V223H137ZM146 222H147V221H146ZM153 222H154V221H153ZM200 222H201V220H200ZM202 222H201V223H202ZM228 222H230V219H228ZM231 222L235 223L234 221H231ZM242 222H244V221H242ZM254 222H255V221H254ZM19 223H20V222H19ZM19 223H18V224H19ZM78 223H79V222H78ZM101 223H102V221H100V225H102ZM125 223H126V222H124V224H122V223H121V224L124 226V225H126ZM139 223H140V222H139ZM150 223H151V222H150ZM150 223H149V224H150ZM154 223H156V222H154ZM211 223H212V221L209 222V225H211ZM233 223H232V225H231V223H230V224L228 223V225H230V226H234ZM240 223H241V222H240ZM240 223H239V224H240ZM20 224H21V223H20ZM20 224H19V226H20ZM95 224H94V225H95ZM97 224L99 225V223H97ZM115 224H116V222H115ZM117 224H118V223H117ZM127 224H128V223H127ZM144 224H145V223H144ZM149 224H147V225H149ZM197 224H198V223H197ZM203 224H205V223L203 222ZM237 224H238V223H237ZM239 224H238V225H239ZM106 225H107V224H106ZM108 225H109V224H108ZM108 225H107V226H108ZM133 225H134V224H133ZM138 225H139V224H138ZM138 225H137V226H138ZM141 225H143L142 222H141ZM145 225H146V224H145ZM209 225H208V226H209ZM214 225H215V224H214ZM222 225L220 226V228H222ZM248 225H249V224H248ZM252 225H249V226L252 227ZM21 226H22V225H21ZM102 226H104V224H103ZM110 226H112L111 223H110ZM143 226H144V225H143ZM143 226H142V227H143ZM195 226H196V225H195ZM201 226H202V228H204V229L207 227V225H206L205 227H203L202 224H201ZM201 226H200V227H201ZM226 226H227V225H226ZM226 226L223 225V228H222V229H224ZM73 227H74V226H73ZM104 227H105V226H104ZM104 227H103V230L108 229L107 227H106V228H104ZM124 227H125V226H124ZM138 227H140V226H138ZM142 227H140L141 230H143ZM186 227H187V226H186ZM235 227H236V226H235ZM120 228L123 229V227H121V225H120ZM129 228H130V227H129ZM132 228H133V227H132ZM134 228H135V226H134ZM180 228H181V227H180ZM195 228H196V227H195ZM202 228H201V229H202ZM226 228H227V227H226ZM233 228H234V227H233ZM233 228H231V229L233 230ZM51 229H53V228L51 227ZM77 229H78V228H77ZM81 229H82V228H81ZM110 229H111V228H110ZM126 229H127V228H126ZM130 229H131V228H130ZM135 229H136V228H135ZM144 229H145V228H144ZM146 229H147V228H146ZM146 229H145L144 231H146ZM173 229H174V228H173ZM178 229H179V228H178ZM182 229H183V228H182ZM199 229H200V228H199ZM201 229H200V230H201ZM206 229H207V228H206ZM231 229H230V230H231ZM237 229H238V228H237ZM244 229H245V228H244ZM70 230H71V229H70ZM101 230H102V228H101ZM101 230H100V228H99V230H98V229L95 230V231H94V232H95V233H94L95 236H94L93 238H95V237L97 236V235H96V232H100ZM131 230H132V229H131ZM151 230H152V229H151ZM180 230H181V229H180ZM234 230H235V228H234ZM234 230H233V232H232L231 234H230V233H229V234L232 235V234L235 232ZM241 230H243V229H241ZM241 230H240V231H241ZM12 231H13V230H12ZM46 231H47V230H46ZM81 231H82V230H81ZM124 231H125V229H124ZM124 231H123L122 236H123V235L126 236V234H127V233L124 234V233H125ZM126 231H128V230H126ZM139 231H140V230H139ZM153 231H154V230H153ZM213 231H214V230H212V232H213ZM217 231H218V230H217ZM227 231H228V230H227ZM56 232H57V231H56ZM76 232H77V231H76ZM101 232H102V231H101ZM129 232H130V231H129ZM129 232H128V233H129ZM133 232H134V235H135V232L137 233V230H136V231H133ZM140 232H141V231H140ZM140 232H139V233H140ZM148 232H149V231H148ZM154 232H155V231H154ZM203 232H205V231H203ZM203 232H202V234H204ZM215 232H216V231H215ZM215 232H214V233H215ZM253 232H254V233H253ZM46 233H47V232H46ZM103 233H104V232H103ZM107 233H108V232H107ZM121 233H122V232H121ZM121 233H120V234H121ZM144 233H145V232H144ZM144 233H142V234L145 235ZM164 233H165V231H164ZM216 233H217V232H216ZM225 233H227V232H225ZM248 233H249V232H248ZM19 234H20V233H19ZM43 234H44V233H43ZM86 234H87V233H86ZM92 234H93V231H92ZM101 234H102V233H101ZM166 234H167V232H166ZM187 234H188V233H187ZM195 234H197V233H195ZM205 234H206V232H205ZM205 234H204V235H205ZM219 234H220V233H219ZM219 234H217L216 236H219ZM244 234H245V233H244ZM1 235H0V236H1ZM20 235H21V234H20ZM32 235H33V234H32ZM77 235H78V234H77ZM102 235H103V234H102ZM104 235H106V233H105ZM129 235H131V233H129ZM129 235H128V238L130 237ZM134 235H133V236H134ZM138 235H139V234H138ZM199 235H201V234H199ZM222 235H223V233H221V235H220L219 237L222 238ZM224 235H225V234H224ZM18 236H19V235H18ZM47 236H48V235H47ZM88 236H89V235H88ZM100 236H101V235H99L98 237H100ZM125 236H124V237H125ZM152 236H153V235H152ZM177 236H178V235H177ZM225 236H226V235H225ZM235 236H236V235H235ZM238 236H240V234H239ZM260 236H261V235H260ZM8 237H10V236H8ZM41 237H42V236H41ZM60 237H61V236H60ZM131 237H132V236H131ZM131 237H130V238H131ZM138 237H139V236H138ZM178 237H179V236H178ZM178 237H177V238H178ZM244 237H246V236L244 235ZM0 238L2 239V237H0ZM46 238H47V237H46ZM91 238H92V237H91ZM100 238H101V237H100ZM100 238L98 239L99 241H101ZM104 238H105V237H104ZM106 238H107V237H106ZM126 238H127V236H126ZM126 238H124V239H126ZM145 238H146V236H145ZM148 238H149V237H148ZM205 238H206V235H205ZM205 238H204V239H205ZM216 238H217V237H216ZM230 238H232V237H230ZM237 238H238V237H237ZM3 239H4V238H3ZM9 239H10V238H9ZM88 239H89V238H88ZM107 239H108V238H107ZM122 239H123V237H122ZM157 239H158V238H157ZM204 239H203V240H204ZM224 239H227V238H224ZM240 239H241V238H240ZM7 240H8V239H7ZM7 240H5V241H7ZM90 240H92V239H90ZM96 240H97V238H96ZM98 240H97V241H98ZM130 240H131V239H130ZM138 240H140V239H137V241H138ZM158 240H159V239H158ZM186 240H187V239H186ZM205 240L208 241V239H205ZM219 240H221V239L219 238ZM222 240H223V239H222ZM3 241H4V240H3ZM3 241H2V242H3ZM56 241H57V240H56ZM56 241H55V242H56ZM77 241H78V240H77ZM94 241H95V240H94ZM94 241H92L91 243L93 244ZM105 241H106V239H105ZM126 241H127V240H126ZM134 241H135V240H134ZM134 241H133V242H134ZM140 241H141V240H140ZM156 241H157V240H156ZM184 241H185V240H184ZM197 241H198V239H197ZM212 241H213V239H212ZM229 241H231V240L229 239ZM51 242H52V241H51ZM74 242H75V241H74ZM127 242H128V241H127ZM135 242H136V241H135ZM151 242H153V241H151ZM176 242H177V241H176ZM180 242H181V241H180ZM221 242H222V241H221ZM227 242H228V239H227ZM244 242H245V241H244ZM244 242H243V244H245ZM256 242H257V241H256ZM3 243H6V242H3ZM3 243H2L1 245H3ZM48 243H49V242H48ZM96 243L99 244V242H96ZM100 243H101V242H100ZM110 243H111V242H110ZM125 243H126V242H125ZM144 243H146V242H144ZM192 243H193V242H192ZM204 243H205V241L203 242V245H204ZM206 243H209V242H206ZM210 243H211V242H210ZM214 243H215V242H214ZM224 243H225V240H224ZM234 243H235V242H234ZM237 243L239 244V242H237ZM241 243H242V242H241ZM83 244H84V243H83ZM92 244H91V245H92ZM167 244H168V243H167ZM185 244H186V243H185ZM194 244H195V243H194ZM199 244H200V243H199V241H198V248H197V249H201L200 246H199ZM226 244H227V243H226ZM246 244H247V243H246ZM250 244H249V245H250ZM11 245H12V244H11ZM40 245H41V244H40ZM96 245H97V244H96ZM103 245H104V244H103ZM103 245H102V246H103ZM126 245H127V243H126ZM128 245H129V244H128ZM130 245H131V244H130ZM132 245H133V244H132ZM172 245H173V244H172ZM181 245H182V244H181ZM200 245H201V244H200ZM206 245H207V244H206ZM228 245H229V244H228ZM21 246H22V245H21ZM45 246H47V245H45ZM77 246H78V245H77ZM93 246H95V245H93ZM133 246H134V245H133ZM158 246H159V245H158ZM196 246H197V245H196ZM207 246H208V248H209L210 245H207ZM207 246L204 245V247H207ZM223 246H224V245H223ZM233 246H234V245H233ZM236 246H237V245H236ZM1 247H2V246H1ZM4 247H5V245L3 246V248H4ZM41 247H43V246L41 245ZM67 247H68V246H67ZM181 247H182V246H181ZM185 247H186V246H185ZM185 247H184V248H185ZM213 247H214V246H213ZM243 247H244V246H243ZM38 248H39V247H38ZM38 248H37V249H38ZM43 248H44V247H43ZM59 248H60V247H59ZM64 248H65V247H64ZM84 248H85V247H84ZM92 248H93V247H92ZM96 248H98V247H96ZM126 248H127V247H126ZM175 248H176V247H175ZM225 248H226V247H225ZM254 248H255V250H253V251H255V253L257 252L258 255H261V254L264 252V238L261 237V239H260V237H259L258 243H256V246H254ZM35 249H36V247H35ZM121 249H122V248H121ZM129 249H130V251H132L131 247H130ZM129 249H128V250H129ZM148 249H149V247H148ZM195 249H196V248H195ZM203 249H204V248H203ZM213 249H214V248H213ZM218 249H219V248H218ZM0 250H2V249H0ZM78 250H79V249H78ZM92 250L94 251V249H92ZM103 250H104V249H103ZM134 250H135V249H134ZM174 250H175V249H174ZM205 250H209V249H205ZM219 250H221V249H219ZM223 250H224V248H223ZM232 250H233V248H232ZM45 251H46V250H45ZM202 251H203V250H202ZM248 251H249V250H248ZM22 252H23V251H22ZM32 252H33V251H32ZM54 252H55V251H54ZM80 252H81V251H80ZM95 252L97 253V250H95ZM128 252H129V251H128ZM137 252H138V250H137ZM194 252H195V250H194ZM214 252H215V251H214ZM230 252H231V249H230ZM240 252H242V251H240ZM250 252H251V251H249V253H250ZM2 253H3V252H2ZM2 253H0V254H2ZM14 253H15V252H14ZM93 253H94V252H93ZM100 253H101V252H100ZM110 253H112V251H111ZM114 253H115V251H114ZM131 253H132V252H131ZM196 253L199 254V252H196ZM204 253H205V252H204ZM221 253H223V251H221ZM242 253H243V252H242ZM4 254H5V253H4ZM43 254H44V253H43ZM64 254H65V253H64ZM70 254H71V253H70ZM94 254H95V253H94ZM125 254H126V253H125ZM127 254H128V253H127ZM185 254H186V253H185ZM191 254H192V253H191ZM197 254H195V255H197ZM228 254H229V253H228ZM243 254H244V253H243ZM11 255H12V254H11ZM74 255H75V254H74ZM128 255H129V254H128ZM145 255H146V254H145ZM199 255H200V254H199ZM229 255H230V254H229ZM233 255H234V254H233ZM262 255H263V254H262ZM21 256H22V255H21ZM155 256H156V255H155ZM186 256H188V255H186ZM201 256H202V255H201ZM219 256H220V255H219ZM221 256L223 257L222 254H221ZM235 256H236V255H235ZM237 256H238V254H237ZM243 256H244V255H243ZM0 257H1V256H0ZM126 257H127V256H126ZM197 257H198V256H196V258H197ZM206 257H208V256H206ZM231 257H232V256H231ZM245 257H246V256H245ZM254 257H255V256H254ZM254 257H253L252 260H254L257 256H256L255 258H254ZM1 258H2V257H1ZM109 258H110V257H109ZM128 258H129V257H128ZM149 258H150V257H149ZM196 258H195V259H196ZM199 258H201V257H199ZM199 258H198V259H199ZM235 258H236V257H235ZM246 258H247V257H246ZM249 258H250V256H249ZM251 258H252V257H251ZM257 258H258V257H257ZM260 258H262V256H260ZM21 259H22V258H21ZM120 259H121V258H120ZM143 259H144V258H143ZM221 259H222V258H221ZM221 259H220V257H218V264L220 263L219 260H221ZM65 260H66V259H65ZM65 260H64V262H65ZM81 260H82V259H81ZM94 260H95V259H94ZM99 260H100V259H99ZM99 260H98V261H99ZM140 260H141V259H140ZM156 260H157V259H156ZM201 260H202V258H201ZM206 260H208V259H206ZM228 260H229V258H228ZM237 260H238V259H237ZM237 260H236V261H237ZM255 260H257V259H255ZM234 261H235V260H234ZM258 261L261 262L262 260H261V261L258 260ZM0 262H1V261H0ZM10 262H11V261H10ZM10 262H9V263H10ZM90 262H91V261H90ZM100 262H101V260H100ZM127 262H128V260H127ZM153 262H154V261H153ZM195 262L197 263L196 260H195ZM195 262H194V263H195ZM237 262H238V261H237ZM5 263H6V262H5ZM79 263H80V262H79ZM115 263H116V262H115ZM166 263H167V261H166ZM196 263H195V264H196ZM241 263H242V262H241ZM7 264H8V263H7ZM10 264H12V263H10ZM94 264H95V261H94ZM125 264H126V262H125ZM139 264H140V263H139ZM142 264H143V263H142ZM202 264H203V260H202ZM222 264H223V263H222ZM227 264H229V263H227ZM231 264H232V263H231ZM237 264H239V262H238ZM251 264H252V263H251ZM255 264H256V262H255ZM259 264H260V263H259Z\"/></svg>", "mask_w": 264, "mask_h": 264}]
</instances>
